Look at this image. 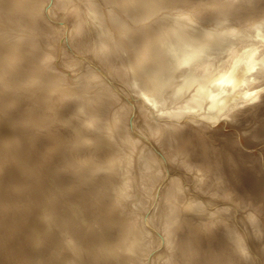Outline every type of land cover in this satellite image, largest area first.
Masks as SVG:
<instances>
[{"label":"rangeland","instance_id":"obj_1","mask_svg":"<svg viewBox=\"0 0 264 264\" xmlns=\"http://www.w3.org/2000/svg\"><path fill=\"white\" fill-rule=\"evenodd\" d=\"M11 1L12 0H0V4L2 5V8H3V12L6 14V15H10V17L12 18L13 17V21H14V23H13V25H17V27L15 28L16 29V31H14V33H18L17 35L18 36H14V38H15V40L16 41H19V40H21L20 42H27V41H29V42H31V43H29L28 42V45L29 44H32L33 42V47H34V45H37L36 47H35V49L37 50H35L34 52L35 53H33V54H37V55H39V53H41L42 52V50H43V48H45L46 47V45H45V43L50 47V49H53L54 50V55L50 58V60L51 61H53V62H51L50 60L47 62V66H49V67H51V65H52V67L54 66V68H57L58 69V71H60L62 74H63V76H65V80H61V79H59V81H61V82H67V83H69L70 82V80H72V79H74V76H75V78L77 77V83H78V86H77V89H79V88H81V87H83V89L81 88V93H80V91H79V96H80V99L82 98H84V96L87 94H89L90 96H91V98H92V96L93 97H95V94H97V95H104V94H106L107 95V93H108V91H109V93L110 94H112V95H107L106 97L107 98H110V101L112 100L113 102H114V100L116 101V102H114V103H112V104H109V105H107V107L105 108L104 107V109H105V114H106V116L109 118V120H110V122H112L113 123V121H115V120H117V122L119 121V122H121L122 123V125H121V123H120V127H122V128H124L122 131H126L125 133L124 132H122L121 134H122V136L124 135L125 137H127L126 138V141L124 142V143H126L127 141H128V138H132V136H133V138L135 137L136 139H138L137 141H136V145L135 146H133L132 147V149H131V154H130V152H129V158L127 159V164H129V170L131 171L129 174H128V178H130V179H132L131 181L128 179V178H125L124 179V177L125 176H123V174H125V173H122L121 171H122V168L121 167H119V165L117 164L116 166L114 165H112V166H110V167H108L107 166V164H109V163H106V164H103V166H106L107 168H104L105 170H106V172L107 173H109L108 174V176H107V178L105 177L106 175V172H105V170H104V173H102L101 174V172L100 171H102L101 170V168H99L98 170L96 169V171L94 170H92V168L91 167H87L88 166V164L86 165L85 164V166H86V168L83 166V167H81V171H78V168L76 167V171L78 172V173H81L82 175H83V177H84V173H87L88 175H86V177L88 178H85V179H83V181L85 180V183L83 182V181H81V183L79 182L80 180L78 179V181H76L77 180V178H78V176L77 177H75V175L72 173L71 174V172H68V173H66L65 175L64 174H62V176H59V175H61L60 173H55V171H54V168L55 167H53L54 165H55V163L53 164V166H52V168H53V171H54V175L52 174V168H51V166H47V164L45 163V162H43V155H51L52 156V152H53V156H56V154L57 155H59V153H61V148H67V144H68V146H71V147H69L68 148V151H65L66 149H64V152H65V154H64V152H62L61 154H64V155H60L61 157L63 156L66 160V166L68 167V165H69V168H67V167H65V168H63V170H71L72 171V166L70 165V162H71V160H72V157H73V159L74 160H77L76 159V156H78L79 155V153L78 152H82V153H80V155L82 154H84V151H81L80 150V148H78L77 146H79L80 145V143H89V141L87 142V141H84L83 140V142L81 141V142H79V144H78V139L79 138H83V135H85L84 134V131L83 132H81L80 133V135L81 136H79V135H77V136H75L74 134H71V130L73 129V128H79L80 126H82V127H84V128H87V127H85V123H83L82 122V115L81 114H79V112H76V113H78V114H76L75 112H73V113H71L73 110H69V111H62V114H64L63 112H65V114L67 115V114H69L70 116H71V114H72V116H71V118L72 119H69L68 118V116L66 117V115L64 116V115H62L63 116V118H60L59 117V120H57V122H56V119H58V118H54V119H52V121L54 120L55 121V124H57L58 126L56 127V125L54 124V121H53V126L55 125V127H53V129L55 130V128L56 129H60V130H62V129H64V128H66V126L68 127V125H65V124H69V126H71V128H70V131L66 128V134H65V132H64V130L62 131V132H64V134H65V136L66 135H70L71 134V136L73 135V136H75L76 138H74L73 136H72V138H69L68 136L66 137V138H69V139H66L65 138V136L63 137V139H66V140H63V141H65V142H60L59 140H61V139H59L58 137V139L57 138H52V139H47L45 136V139H44V137L42 136L43 134H45L46 133V130L48 129V127L50 126V122H51V120L49 119V118H47V115H46V120H45V118H44V121L42 120V121H40V122H45L46 121V123H44L45 125H43L42 124V127L44 126H46V125H49L48 127H47V129L45 128H42V127H40L39 128V130L41 129V131H40V133H39V130H38V128L37 129H35V130H38V131H33L34 129L32 128V126L31 125H33V127H35V126H37V125H35V123H34V121L33 122H30V121H28L30 118L27 116H23V114L25 113V112H28V111H32V109L31 110H29V108L28 109H26L25 107L26 106H28L29 104V107L31 106V102L33 103V105L35 106V105H37V103H39L40 104V106L42 107V106H44V104H42V103H40L39 101H34V99H36V97L34 96V98H33V95H34V92H35V94H36V92H37V90H40V88H38V87H40L41 86V90H40V92L42 91L43 92V90L45 89H47L46 87H43L42 85H40L38 82L36 83V82H32L31 84H30V91L32 92H30L28 89V91L30 92H28L27 90H23L22 88H15V86H14V88H15V90H17V89H19V91L20 92H28L29 94H30V98H29V94L26 92V93H24L25 95L26 94H28V97H26L25 95L23 96L24 97V99H28L29 98V100H26V102H25V100L24 99H21V100H19V102L20 103H18V102H16V103H18L19 104V106H18V104H15V105H17L20 109H19V111L18 112H16V114H15V112L13 113V109H14V111L16 110L15 108H16V106H15V108H13L12 109V106H11V109H10V106L9 107H7L8 108V110L10 109L11 110V112H10V114L12 115V113H13V115L14 116H18V115H20L19 114V112L22 114L21 116H19V117H17L18 119L20 118V119H22L21 117L23 116V117H25L26 119H27V121H25V122H27L26 124H27V126L25 125V122H16V121H19V120H16L15 122L16 123H18L17 124V126H18V128H17V126H16V128H17V130L20 128V132L18 131V132H16L17 130H15L16 128H14V130H15V132L18 134V133H20V134H18V136H19V139H20V137H22L20 140H19V144H21L22 142V144H24V145H26V147L27 148H29L30 150H31V148L33 149L32 151L33 152H38V154H37V152L35 153L37 156H35L34 155V153L32 152V156L31 157H33V158H35V157H37V160L39 161V160H42V161H37L38 163H40L41 162V167L42 168H44V169H46V171L44 170V169H42L43 171H44V174H47L46 176L45 175H43V171H41V170H38V172H36V174H30V173H26V171L25 172H19V173H17V175H16V177H13V178H16V179H18L19 181L21 180V181H23L22 180V177L21 176H24V182H20L19 183V181L17 180H14V179H11L10 178V181H9V183H7L8 181H6L7 180V178L6 179H4V176L5 177H7L6 175H7V173H6V171H3V173L1 172L2 171V169H0V176H1V178L4 180V182H2V183H0V206L3 204L2 203V201H3V199H5L7 196H10V195H12V193H15V194H13V196L14 195H16L17 194V197H19L20 199H22L23 198V200H22V203H24V199H26V201H25V203H27V201H28V204L30 203V201L32 200L33 202H34V204L32 203V205L31 204H27L28 206H26V204L24 203L23 204V206H22V203L21 204H19L20 206H18L17 207V209H15V212H14V210L13 211H11V212H13V213H10L9 212V214L8 215H10V217H11V219H10V217L9 216H7L6 214H5V216L6 217H4L5 218V221H9V219H10V223H8L9 224V229H11V230H13L12 231V233H17L16 232V230L17 229H21V231L23 232V231H26V232H28V230H30V227H31V224H30V222L32 223V221H34L33 222V224H32V226H34V224H35V222H40V220L42 221V223L40 224V225H38V229H36L37 228V225H35L34 227H31L32 228V230H34L35 231V229H36V232H38L39 234L42 232V234H43V230H42V228H43V226H44V228L43 229H45L46 227V222H50L51 220H53L54 221V219H55V222H53L52 221V227L49 229V232H50V230H52V235H53V233H54V235H53V237H51L50 235H51V232L49 233V234H47L48 233V231L47 232H44V233H46L47 234V236H46V240H49V239H47L49 236L51 237V239H50V241H48L49 242V244L48 245H50V242H53L52 243V245L55 247L56 246V244H54V243H56V242H54V238H55V241H57V239L58 240H60L58 243H57V246L55 247V250H54V247H52L53 248V250H52V248H51V246H50V250H51V252H48L49 251V246H47V245H45V244H47V243H45L44 242V239H45V235L46 234H44V239L42 238V242H41V244L42 243H45V244H42V246L44 245V248L42 247V251L40 252V253H42V254H44L45 253V251H47V250H45V249H47V247H48V253L46 252L45 254H44V256L41 254V256L39 255L40 253H37L38 252V250L35 252V251H33L32 250V248L31 247H29V245H30V240H28L29 238H26V232H24V233H22L21 231H19L18 230V233L16 234V235H13V234H11L12 236H10V235H8L7 236V234H10L11 232V230L9 231V229H8V227H5L4 229H0L1 231V233H2V231H3V233H5V234H3V235H5L6 237H7V239H6V241H8L9 243H11V247L10 246H8L7 245V242L5 241V239H4V237L3 236H1L0 235V237L2 238V240L4 241V242H6V243H4L3 241H1L0 240V263L2 262V263H4V264H6V263H9V262H7L6 261V258L7 257H9V260H10V262L11 263H9V264H14L15 262H16V264L18 263V264H21L22 262L24 263V264H26L24 261H25V259H26V262L28 263V264H41L40 262H42L43 260L45 261L46 259L45 258H47V263H48V259H49V261L51 262L54 258H55V256H56V260L55 261H53L52 263L53 264H59L60 262L59 261H61L62 259H64V257L66 256V254H67V251L68 250H65V249H67V245H68V240H71L70 239V237H66V235H67V233L69 234V235H67V236H70V232L68 231V230H65L64 229V231L66 232H64L63 231V229L61 230V228L62 227H58V226H56L57 225V222L59 221V218L61 217V215L62 214H64V215H66V214H68L67 212H65V207H68V206H66V204H65V199L63 200V202L61 203V199L59 198V197H61L62 195L63 196H65L64 194H63V192H62V194L60 193L61 191H59L60 189H61V187H63V188H67V187H70V188H68L70 191H68L69 192V195L71 196H73V194H76L74 191H78L77 189H79V188H77V186H78V182L80 183V186H78V187H80V188H82V189H80L79 190V192H77L78 194L79 193H81L82 191H83V193L82 194H84V192H85V195H82L83 196V199L84 200H86V201H82V202H84V204L82 203V206L84 205V206H86L85 208H84V206H83V208L84 209H87V207L90 209H87V210H85L84 211V209H83V214H84V216H85V220H86V222H88L89 220H90V215L92 214V216H95L94 215V213L96 212V214L98 213L97 211H101V209H99V208H103V210L100 212V214H102L103 213V211H107L106 213H107V216L105 217V212L102 214V217L100 216V214H98V215H96L97 216V218L100 216V218L101 219H103V221L102 220H100V221H102L101 223H100V221H99V219L100 218H98L97 219V221H96V216H95V218H91V221H89V223H92L93 221V224H90V227L93 229H91L90 227H86V228H84V230H82L83 229V227H82V229H81V234L82 233H84L82 236H84V238L86 239H89V241L87 242V239L85 240L82 236H80L82 239H84L85 241H86V244H87V246L85 247V248H89L90 249V247H91V249L90 250H87V249H84V247L83 246H85V241L84 240H82L81 238H79L78 240L79 241H81V242H78V244H79V246H80V243L82 244V247H80V249H81V251H83L82 252V256H80V259L78 258V257H74V258H77V260L79 259L80 260V264H81V257H84L85 259V263L87 264L88 263V261H89V263L88 264H96L95 262H97V264H99V263H101V264H104L105 262L107 263V264H109L108 263V261H104V259H105V257H102V254H100L98 251H99V248L98 247H95L94 248V246H98L97 244H99V243H97V242H99V240L100 239H102V237H104L103 239L104 240H106V239H108V241H110V240H112L113 238L115 239V240H117V239H124L125 240V235H126V239L128 238L127 236H128V234H129V239H127V241H129L130 240V238H131V241L132 240H135V234H133V233H131L130 234V232H133L132 231V229H134V232H136L135 231V228H130L129 226H130V224L133 222V220H140V221H142L141 223H139V227L141 228V229H143L142 228V226L144 225V226H146V222L148 221V227L149 226H151V228L149 229L147 226L145 227V229L146 230H150L149 232H150V234H147V236H146V234H145V236L146 237H144L145 239L148 237L149 238V241H153V242H148V238H147V242L145 241L144 242V238L142 239V238H140L139 240H136V243L138 244V249H136V250H132V252H130V253H127V254H124V253H122V254H120V257L122 258V260L124 261V262H126L127 264H133V263H135L136 261H134V258L135 257H138V259H139V257L141 256V257H143L145 254H143V252H144V250L146 249L147 250V248L149 249V250H147V255H145V259H144V257H143V259L140 257V259H139V262H142L143 260H144V262H146V263H144V264H152V263H150V262H152L151 260V256L152 257H154V255L156 254V253H158V252H166L165 253V255H163V257H161L160 259H162V260H164L163 262L161 261L160 262V264H169L170 262L173 264L174 262V264H180L181 262H189V264H199V263H201V264H205L206 262V264H208V262H209V264H264V76H262V78L261 77H259V78H256V80H252L251 82H250V84L248 85V87L250 88H253V90H255V92L254 91H252L251 90V92H253V93H255V94H253L255 97L253 98V99H247V100H245L243 103H241L240 104V106L239 107H237V111H235V112H233L234 113V115H233V113L232 112H230L231 114H229V117L227 116H224L223 118H220V119H218L217 121H216V123L215 124H209V125H207V122L204 120V119H202V120H204L203 122L204 123H206V124H202L201 122H202V120H201V118H199L198 116L196 117V115H193V114H191V115H193L194 117H191V115H189V116H187V115H185V118H184V116H183V118L181 119V121H186V119H187V124H185L184 122L183 123H180V125H182V126H180V127H182V129L184 130L185 129V131H186V133L190 130L191 132H189V134H187V136H185V137H178L177 135H175V134H172V133H168L169 131H171V128L172 127H164V130L166 129V131H165V133H163V129L162 130H160V131H157V132H155V133H150V132H147V130L145 129V127H144V129H143V125H144V117H150V115H152V114H150L149 113V110H148V107H149V109H150V105H149V103L147 104L146 103V101H145V103H144V101H143V104H142V106H141V103H140V99H141V96H139V93H137L135 90H133V89H131L129 86L127 87V83H125V84H121V83H118L115 79H111V81H109L110 79L107 77V76H105L104 75V73L103 72H101V69L99 68V66L100 65H105L104 67H107L108 65H113L114 64V66L116 65V67H117V69L118 68H121V70L120 69H118L119 70V72H124V68H123V66H125V65H127V62H128V60H127V53H123V52H121L122 51V44H120L119 43V40L121 39V33H119L120 31H119V27H120V25L121 24H123V25H125L126 23H127V21L130 23V27H135L136 29H146V30H148V29H150V28H156V29H158V30H162V27L164 26V25H166L167 23H169V24H171V26L172 27H174V25H175V21H176V19H177V17H178V19H179V17L180 18H183V19H192L193 17V22H192V24H194V21L195 22H197L199 19L197 18V16H196V14L198 13V9H199V6L200 5H204V6H207V7H204V8H206V10L203 8V9H200L199 11H201L200 12V14H198V16L203 20V22L202 23H204L205 25H208V26H212V21H209V18H210V20H211V17L210 16H213V17H218V18H224L226 21H234V23H236L235 24V27L236 28H238L239 30V33H238V35H244L245 33H248L249 31L248 30H250V28H251V30H252V26L253 25H258V23H259V25H260V23H261V27L263 28L264 27V25H263V23H264V0H199L200 1V3H197L198 2V0H180V3H179V0H172L169 4H164V2L163 1H159L158 3H153L154 5H157V9H158V11H157V9L155 8V9H153L152 11H151V13L148 15V16H146V18H144V19H142L141 20V17H138V15H137V13H135V10H136V8H137V4L136 5H134V6H132L133 5V3H132V5L130 4V5H128V7L127 8H121L120 6H118L117 5V2H116V0H35L36 2H37V7H38V9L36 8V3H35V5L34 4H32V2L34 1V0H25V2H24V0H18V1H20V8L18 7V8H13L12 9V6H11ZM34 1V2H35ZM65 1V2H64ZM67 1V2H66ZM112 1V2H111ZM192 1V2H191ZM197 1V2H196ZM205 1H207V2H205ZM33 2V3H34ZM41 4H40V3ZM85 2V3H84ZM173 2V3H172ZM188 2V3H187ZM190 2V3H189ZM229 2H231V4L233 3L234 5L232 6V5H229ZM93 3V4H92ZM172 3V4H171ZM197 3V4H196ZM206 5H205V4ZM222 3H223V5L224 6H220V5H222ZM226 3H228V4H226ZM22 4H23V6H22ZM39 4V5H38ZM43 4V5H42ZM62 4V5H61ZM81 6H80V5ZM135 4V3H134ZM161 4V5H160ZM174 4H176V5H174ZM178 4V5H177ZM183 6H182V5ZM192 4V5H191ZM29 5H31L32 7H35L36 9V11L38 12V17L36 18V16H35V18H36V21L38 20V19H40V20H38V24H35V25H33V26H31V25H29L28 23H26V22H24V24H25V26H27V27H29V28H27V27H20L19 26V22H20V19L22 20V21H25L26 20V16H25V14H26V12H27V9H28V7H29ZM41 5V6H40ZM65 5V6H64ZM88 5V6H87ZM90 5V6H89ZM186 5V6H185ZM191 5V6H190ZM198 5V6H197ZM212 5V6H211ZM218 5V6H217ZM228 7H226V6ZM235 5H237V6H235ZM30 6V7H31ZM72 6V7H71ZM112 6V7H111ZM181 6V7H180ZM190 8H189V7ZM215 6V7H214ZM220 6V7H219ZM52 7V8H51ZM66 7V8H65ZM77 7V8H76ZM136 7V8H135ZM161 7V8H160ZM214 7V8H213ZM22 8V9H21ZM59 8V9H58ZM112 8H114V9H112ZM187 8H188V11H187ZM212 10H211V9ZM224 8H225V10H224ZM24 9H25V11H24ZM47 9V10H46ZM69 9H72V10H69ZM74 9V10H73ZM120 9H122V11L120 10ZM125 11H124V10ZM161 9V10H160ZM163 9V10H162ZM190 9H192V10H190ZM237 9V10H236ZM41 10V11H40ZM62 10V11H61ZM78 10V11H77ZM129 10V11H128ZM223 12H222V11ZM232 10V11H231ZM47 11V12H46ZM64 11V12H63ZM125 13H124V12ZM154 11L155 12H157L158 13V15H156V13H154ZM178 11V12H177ZM192 12V14L194 15L193 17H192V14H191V12ZM194 11V12H193ZM62 12V13H61ZM68 12V13H67ZM126 12H127V15H126ZM187 12H188V14H187ZM197 12V13H196ZM212 12H214V14H212ZM230 12V13H229ZM22 13V14H21ZM52 15H51V14ZM153 13V14H152ZM175 13V14H174ZM196 13V14H195ZM203 13V14H202ZM256 13V14H255ZM261 13H262V15H261ZM39 14H41V15H39ZM50 14V15H49ZM96 14V15H95ZM182 14L183 15H185L186 16V14L189 16H187V18L185 17V16H182ZM190 14V15H189ZM212 14V15H211ZM247 14V15H246ZM257 14H259L260 16H258ZM58 15V16H57ZM90 15V16H89ZM132 15V16H131ZM210 15V16H209ZM249 15V16H248ZM256 15V16H255ZM52 16V17H51ZM57 16V17H56ZM63 16V17H62ZM153 16V17H152ZM177 16V17H176ZM227 16V17H226ZM246 16H247V18H246ZM251 16V17H250ZM19 17H20V19H19ZM44 17V18H43ZM50 17V18H49ZM72 17V18H71ZM192 17V18H191ZM226 17V18H225ZM255 17V18H254ZM148 18V19H147ZM197 18V19H196ZM262 18V19H261ZM47 21H46V20ZM66 19V20H65ZM94 19V20H93ZM125 19V20H124ZM138 19H140V20H138ZM187 19V20H188ZM206 19H208V20H206ZM249 19V20H248ZM12 20V19H11ZM15 20H17L16 22H15ZM51 22H50V21ZM56 20V21H55ZM61 20V21H60ZM147 20H148V22H147ZM150 20V21H149ZM250 20H254V21H251L250 22ZM46 21V22H45ZM87 21V22H86ZM99 21V22H98ZM140 21L141 22H144L145 21V23H141L140 24ZM261 21V22H260ZM262 21H263V23H262ZM67 22V23H66ZM93 22V23H92ZM95 22V23H94ZM122 22V23H121ZM124 22V23H123ZM132 22V23H131ZM210 22V23H209ZM212 22V23H211ZM249 22V23H248ZM50 23V24H49ZM56 25H55V24ZM97 23V24H96ZM138 23V24H137ZM209 23V24H208ZM240 25H239V24ZM250 23H252V24H250ZM44 24V25H43ZM53 24V25H52ZM78 24V25H77ZM83 24V25H82ZM107 24H110L109 25V28L108 27H106L105 25ZM133 24H134V26H133ZM138 26H137V25ZM146 24V25H145ZM23 25V24H22ZM36 25H38L37 27H36ZM53 27H52V26ZM153 25V26H152ZM258 25V26H259ZM18 26L21 28H18ZM45 28H44V27ZM58 28H57V27ZM76 26V27H75ZM84 26V27H83ZM112 26V27H111ZM238 26V27H237ZM33 27H35V28H33ZM42 27H43V29H42ZM50 27H51V30H50ZM66 27V28H65ZM83 27V28H82ZM98 27V28H97ZM103 27L104 28H106V29H103ZM35 29L34 31H33V29ZM46 28H47V30H49V32L48 31H45L46 30ZM52 28H54V29H52ZM62 28V29H61ZM101 28V29H100ZM111 28H112V30H111ZM18 29V30H17ZM60 29V30H59ZM65 29V30H64ZM109 31H111L110 33H113L112 35L110 34V33H108V30ZM22 30V31H21ZM56 30V31H55ZM102 30H103V32H102ZM104 30H106V31H104ZM19 31H21L20 33H19ZM29 31H31V32H29ZM32 31H33V33H32ZM63 31H64V33H63ZM94 31V32H93ZM35 32H36V34H35ZM45 32H48V34H46ZM105 32V33H104ZM56 33V34H55ZM74 33V34H73ZM97 33V34H96ZM107 33V35H105ZM39 34H41V36H39ZM110 34V35H109ZM114 34H116V36L114 35ZM118 34V35H117ZM43 35V36H42ZM52 35V36H51ZM104 35V36H103ZM120 35V36H119ZM3 36H5V35H3ZM21 36V37H20ZM24 36V37H23ZM32 36H34V37H32ZM47 36V37H46ZM56 37V39H54L55 37ZM87 36V37H86ZM106 36H108V37H110V44L108 45V43H109V38H106ZM247 36V35H246ZM5 37H7V36H5ZM4 37V38H5ZM54 37V38H53ZM67 37L69 38V39H67ZM104 37H105V39H104ZM13 38V39H14ZM25 38H27V39H25ZM52 38H53V40H52ZM72 38V39H71ZM103 38V40H100V39H102ZM18 39V40H17ZM25 39V41H23ZM29 39V40H28ZM43 39V40H42ZM45 39V40H44ZM115 39V40H114ZM27 40V41H26ZM31 40V41H30ZM36 40H37V42H36ZM55 40V41H54ZM100 40V41H99ZM104 40H105V42H104ZM3 42H5L4 44L5 45H2L3 44V42L1 43L0 42V46H2V47H0V54L2 55V58H1V61H5L6 59V57L5 56H7V51H6V49L4 48V47H8L9 46V44H11L10 42H9V44L7 43L8 41H5V40H2ZM75 41V42H74ZM103 41V42H102ZM107 41V42H106ZM19 42V43H20ZM39 43V46H38V44H36V43ZM53 42V43H52ZM69 42V43H68ZM98 43H100L101 44V46H102V48L100 47V44H98ZM107 43V47L105 46V44ZM114 43H116V44H114ZM27 44V43H26ZM44 44V45H43ZM83 44V45H82ZM8 45V46H7ZM40 45H41V48H40ZM43 45V46H42ZM52 45V46H51ZM70 45V46H69ZM98 47H100V48H98ZM112 45V46H111ZM115 45V46H114ZM4 46V47H3ZM104 46V47H103ZM40 49H39V48ZM64 47V48H63ZM96 47V48H95ZM113 47H114V50H116V51H114L113 50ZM9 48V47H8ZM7 48V49H8ZM60 48V49H59ZM104 48L106 49V51L104 50ZM107 48H108V50H107ZM116 48V49H115ZM42 49V50H41ZM61 51H59V50ZM68 49V50H67ZM72 49V50H71ZM97 49H98V51H97ZM101 49V50H100ZM103 49V50H102ZM3 50H5L6 51V53L5 52H3ZM65 52V53H67V54H65V53H63V51ZM71 50V51H70ZM96 50V51H95ZM113 50V51H112ZM67 51V52H66ZM99 51H101V53H102V56H101V53L99 52ZM114 52V53H112V52ZM60 52V53H59ZM108 52V54H106ZM30 53V52H29ZM26 54V56H27V58H31L32 59V56L30 55V54ZM62 53V54H61ZM93 53V54H92ZM103 53H105L104 55H103ZM5 54V55H4ZM57 54H59L58 55V58H56V56H57ZM66 56H64V55ZM71 55V57H74V58H71V61H70V55ZM91 54V55H90ZM95 54V55H94ZM0 55V56H1ZM4 55V56H3ZM36 55V56H37ZM61 55V56H60ZM106 55V56H105ZM108 55V56H107ZM25 56V57H26ZM29 56V57H28ZM124 56V57H123ZM24 56H19L18 58L19 59H22V61H23V63H22V61H21V63L22 64H19L20 63V60L17 58V59H10V64L12 65V62H11V60L13 61V65L15 66V68L17 67L15 64H18L19 66V68L17 67L16 69H13V70H11L12 71V73L14 74L13 75V80L14 79H18L17 81H18V83L20 84V80L21 81H24L25 80V78L23 77V75L21 74L22 72H23V70H24V72L30 67V62L32 63L31 65H33L34 64V61L32 62L31 61V59H29V60H26V58H25ZM54 57V58H53ZM60 57V58H59ZM64 58V60H63V58ZM69 57V58H68ZM96 57V58H95ZM24 58V59H23ZM62 58V59H61ZM87 58V59H86ZM5 59V60H4ZM67 59H69V60H67ZM73 59V60H72ZM124 59H125V63H123L124 62ZM15 60H19V61H15ZM26 60V62H25V64L27 65L28 64V67L26 66V65H24V61ZM61 61V63H59L60 61ZM116 60H117V62L118 63H115L116 62ZM62 61L63 62H65V65H64V63H62ZM68 63H67V62ZM74 61V62H73ZM89 61H90V63H89ZM120 61L122 62V64L120 63ZM17 62V63H16ZM78 62H80V63H78ZM55 63V64H54ZM73 64L74 66H75V64H76V67H74L73 65H71V67L73 66V68H70V65H68V64ZM88 63V64H87ZM113 63V64H112ZM121 65H120V64ZM51 64V65H50ZM63 64V65H62ZM66 64H67V67L68 68H70L71 69V71H70V69H67V67H66ZM78 64H80L79 66H78ZM92 66H90V65ZM56 65H57V67H56ZM88 65V67L89 68H87L86 66ZM14 66L12 67V66H7L8 68V70L10 69V68H14ZM22 68H21V67ZM63 66V67H62ZM86 68H85V67ZM118 66H120V67H118ZM122 66V67H121ZM27 67V68H26ZM58 67H60V69L58 68ZM116 67H114V68H116ZM62 68H65L64 70H66V71H62L63 69ZM82 68V69H81ZM83 68H84V70H83ZM123 68V69H122ZM21 69V70H20ZM75 69H76V72H75ZM80 69V70H79ZM88 69V70H87ZM14 70H16L18 73H16V71H14ZM87 70V71H86ZM73 71V72H72ZM79 71V72H78ZM83 71V72H82ZM88 71H91L93 74H94V76H96V75H99V76H97L96 78H99V79H95V77H94V79H95V84L92 82L91 84H89V85H91L90 87L88 86L87 87V89L88 90H86L85 91V86L86 85H88V84H86L85 85V83L87 82V80H86V78L84 77L85 75H86V73L88 72ZM21 72V73H20ZM96 72H97V74H96ZM69 75H68V74ZM72 73V74H71ZM75 73V74H74ZM77 73V74H76ZM78 73L80 74V76H77L78 75ZM103 73V74H102ZM18 74H20V75H18ZM74 74V75H73ZM15 75H16V77H15ZM68 75V76H67ZM71 75V76H70ZM19 76V77H18ZM21 76V77H20ZM73 76V77H72ZM105 76V77H104ZM69 77H70V79H69ZM103 77V78H102ZM106 77H107V79H106ZM12 80V81H13ZM51 80V79H50ZM50 80H48L47 82L49 83V81ZM100 82H98V81ZM113 80V81H112ZM1 81V83L3 82L2 80H0ZM17 81L15 80V83H17ZM97 81V82H96ZM104 81H109L108 83L107 82H104ZM116 81V83H114ZM46 82V83H47ZM51 82H53V80L51 81ZM50 82V83H51ZM113 82V83H112ZM14 83V82H13ZM45 83V84H46ZM36 84V85H35ZM40 86H39V85ZM70 84V83H69ZM98 84H100V85H98ZM111 84V85H110ZM117 84H118V86H120L119 88H118V86H117ZM122 86H121V85ZM32 85V86H31ZM83 85H85V86H83ZM98 85V86H97ZM255 85V86H254ZM13 86V85H12ZM46 86V85H45ZM103 86V88H101ZM107 86V87H106ZM253 86V87H252ZM95 88V90H94V88ZM122 87H124V88H122ZM255 87V88H254ZM10 88H12L13 89V87H10ZM38 88V89H37ZM43 88V89H42ZM100 88V89H99ZM121 88V89H120ZM130 88V89H129ZM6 89V90H5ZM5 89H3V91L5 90V92H3L2 90H0V92H2L1 93V96L2 95H5V97H6V95H10L11 94V92L9 91H7V88H5ZM51 89H53V87L51 88ZM90 89H92V90H90ZM123 89V90H122ZM10 90V89H9ZM90 90V91H89ZM98 90V91H97ZM105 90H106V92H105ZM111 90H113V91H111ZM120 90V91H119ZM122 90V91H121ZM94 91H96V92H94ZM100 91H102V92H100ZM111 91V92H110ZM132 91V92H131ZM8 92V93H7ZM40 92H38L37 93V95L40 93ZM93 92H94V94H93ZM114 94H113V93ZM130 92L132 93V94H130ZM7 93V94H6ZM81 94H82V96H83V94H84V96L83 97H81ZM93 94V95H92ZM259 94V95H258ZM36 95V96H37ZM87 95L85 96V97H87ZM88 95V97H90ZM133 95V96H132ZM109 96V97H108ZM22 97V98H23ZM138 97H140V99H138ZM90 98V99H91ZM117 98V99H116ZM31 99V100H30ZM32 99H33V101H32ZM38 99V98H37ZM36 99V100H37ZM93 99V98H92ZM102 99V98H101ZM131 101H130V100ZM93 100H98V98L96 97V99L94 98ZM99 100H100V98H99ZM137 100V101H136ZM248 100H249V102H248ZM9 101V100H8ZM28 101V102H27ZM139 101V102H138ZM141 101H142V99H141ZM25 102V103H24ZM36 104H35V103ZM129 102H131V103H129ZM10 103V102H9ZM140 103V104H139ZM22 104L24 105V104H27L26 106H23L24 108H25V110H27V111H24V113H22V109H24L23 107H22ZM39 104L37 105V106H39ZM42 104V105H41ZM121 104V105H120ZM127 104V105H126ZM132 104V105H131ZM32 105V106H33ZM132 107L133 105V108H132V110H129L130 109V106ZM139 105H140V107H139ZM145 105L147 106L148 105V107H145ZM13 106V107H14ZM46 106V105H45ZM45 106L44 107H42L41 108V110L43 109V112L44 111H46L47 112V110L49 109V111H51V113H52V109L51 108H45ZM61 106V105H60ZM121 106H122V108H121ZM63 107H65V106H62L61 108H60V110L63 108ZM30 108H32V107H30ZM120 108V109H119ZM139 108V109H138ZM46 109V110H45ZM124 109H126V110H124ZM9 110V111H10ZM115 110V111H114ZM141 110H142V112H141ZM169 110V109H168ZM170 110H172V109H170ZM48 111V112H49ZM106 111H107V113H106ZM119 111V112H118ZM132 113H131V112ZM148 111V112H147ZM68 112V113H67ZM144 112V113H143ZM1 113V112H0ZM18 113V114H17ZM76 114L77 115V117L75 116V118L77 119V120H80L82 123V125L80 124V122L79 121H76V120H74L75 118H73L74 116H73V114ZM120 113V114H119ZM138 113V114H137ZM143 113V114H142ZM148 113H149V115H148ZM157 113V112H156ZM168 113V112H167ZM166 112H164V114L162 113V112H160V113H157V114H161L160 115V117H159V119H160V121H175L176 119L173 117V116H176L177 114H178V112L176 113V112H174V113H172V114H169L168 116L171 118H168V116L166 115L167 114ZM170 113V112H169ZM181 113V112H180ZM1 114H3V113H1ZM0 114V115H1ZM9 114V115H10ZM27 114H30V117H32L33 115V112L32 113H30V112H28ZM26 114V115H27ZM114 114V115H113ZM116 114V115H115ZM119 114V115H118ZM140 114V115H139ZM146 116H145V115ZM4 115V114H3ZM32 115V116H31ZM118 115V116H117ZM123 115V116H122ZM166 115V116H165ZM231 115V116H230ZM2 116V115H1ZM14 116H12V119L14 118ZM69 116V117H70ZM80 117V119H79V117ZM117 118H116V117ZM133 117V118H131V117ZM135 116V117H134ZM142 116H144V117H142ZM162 116H165V117H162ZM186 116H187V118H186ZM15 117V118H16ZM45 117V116H44ZM66 118V120H62V119H65ZM123 117V118H122ZM140 117H142V118H140ZM151 117H153L154 119L156 118V117H154V116H151ZM189 117H191V118H189ZM226 117V118H225ZM16 118V119H17ZM52 118V117H51ZM70 120V121H68V123H67V120L68 119ZM137 118V119H136ZM164 118V119H163ZM188 118H189V120H188ZM197 118H199V119H197ZM225 118V119H224ZM115 119V120H114ZM128 119V120H127ZM134 119H136V122H132L131 120H134ZM141 119H143L142 121H141ZM175 119V120H174ZM183 119H185V120H183ZM193 119H196V121L197 122H195V121H192ZM224 119V120H223ZM227 119V120H226ZM15 120V119H14ZM74 120V121H73ZM121 120V121H120ZM199 120H201V121H199ZM60 121V122H59ZM61 121H62V123H64V124H62L61 123ZM65 121H66V123H65ZM180 121V122H181ZM199 121V122H198ZM73 123V125H76V123H78V124H80L79 126H78V124L76 125L77 127H75V126H72V123ZM52 123V122H51ZM58 123H61V124H58ZM134 123V124H133ZM136 124H137V126H136ZM142 126V128H141V126ZM185 124V126H184V128H183V125ZM20 125H22V127L24 128V129H26L27 127V129H28V131L27 130H24L25 132H28L29 134H31L30 135V137L29 136H27L28 134L27 133H24V131H23V128H21V126ZM35 125V126H34ZM52 125V124H51ZM63 125V126H62ZM189 126V127H187V126ZM20 126V127H19ZM133 126V127H132ZM139 126H140V128H139ZM26 127V128H25ZM51 127V126H50ZM64 127V128H63ZM73 127V128H72ZM187 127V128H186ZM32 128V130L30 131V129ZM36 128V127H35ZM62 128V129H61ZM114 128V127H113ZM117 128V127H116ZM116 128H114V129H116ZM136 128H138V129H136ZM189 128V130H187ZM191 128H193V129H191ZM58 129V130H59ZM95 129V128H94ZM129 129H130V131H129ZM136 129V131L134 132V130ZM145 130V131H143V130ZM168 129H170V130H168ZM21 130H22V132H21ZM69 132H68V131ZM74 130V129H73ZM72 130V131H73ZM86 130V129H85ZM89 130H92L93 131V128H91V129H89ZM96 130V129H95ZM94 130V131H95ZM117 130V129H116ZM43 131H45V132H43ZM141 131H143V132H141ZM35 132H37V133H39V134H41L42 132H43V134H41V135H39V134H36ZM74 133H75V130L73 131ZM72 132V133H73ZM105 132H107V131H104V133ZM22 133V134H21ZM112 133V132H111ZM110 133V134H111ZM115 133L118 135V136H121V134H120V130H118V132L117 131H115ZM115 133H114V135L112 134V136H114L113 138H111V140H113L111 143H115V145L114 144H109V142H108V140H110V138H109V133L107 132V133H105V134H108V136L107 135H105V136H107V137H105V141H104V143H105V145H107V146H105L104 144L102 145L103 147H101V148H104L105 150H106V148H107V151H109V146H111V151H113L114 149H116V147H117V149H119L122 145L121 144H124L123 142H119V139H116V138H118V136L117 135H115ZM131 133V134H130ZM141 133V134H140ZM143 133V134H142ZM146 133V134H145ZM149 133V134H148ZM156 133H157V135H156ZM163 133V134H162ZM27 134V135H26ZM63 133L61 134H59V136H63L64 135ZM77 134H79V133H77ZM22 135V136H21ZM24 135V136H23ZM151 135V136H150ZM32 136H34V138H36V136L38 137V139H39V141H41L42 140V138H43V140H45L44 142H39L38 143V140L34 143V147L33 146H29V141H31V140H34V138L33 139H31L32 138ZM40 136H42V137H40ZM70 136V137H71ZM112 136H110V137H112ZM117 136V137H116ZM121 136V137H122ZM130 136V137H129ZM162 136V137H161ZM25 137V138H24ZM40 137V138H39ZM79 137V138H78ZM139 137V138H138ZM146 137V138H145ZM149 137V138H148ZM156 137V138H155ZM73 138H74V140L75 141H77V145L74 143V141H73ZM230 138H232V139H230ZM31 139V140H30ZM56 140L55 142H53L54 140ZM72 140V143H71V140ZM106 139H107V142H106ZM147 139V140H146ZM234 139V140H233ZM24 140H25V143H24ZM29 140V141H28ZM49 141V142H47V141ZM52 140V141H51ZM61 140V141H62ZM80 140H82V139H80ZM116 140V141H115ZM118 140V141H117ZM149 140V141H148ZM228 140H233L232 141V143H229V145L227 146V144H228ZM22 141V142H21ZM28 141V142H27ZM47 142V143H46ZM51 142V143H50ZM57 142H59V144H56ZM117 142V143H116ZM118 142L120 143V144H118ZM29 143V144H28ZM38 143V148H41V147H44V149H47L48 148V150H44L43 148L41 149L42 150V152H43V154H41V155H39V153H41V151H40V149H35L36 148V146L37 145H35V144H37ZM44 143H46L47 144V146H46V144H44ZM48 143H50V144H48ZM53 143V144H52ZM63 143V144H62ZM66 143V144H65ZM107 143V144H106ZM157 143V144H156ZM28 144V145H27ZM39 144L40 145H42V146H40L39 147ZM51 144L53 145V146H56V145H58V149H56V148H54V147H52L51 146ZM56 144V145H55ZM61 144V145H60ZM72 144H75L76 145V148H77V150H75L76 148H75V146L74 145H72ZM230 144H231V148H230ZM31 145V144H30ZM50 145V146H49ZM64 145V146H63ZM88 145V144H87ZM89 145H92L91 143H89ZM120 145V146H119ZM146 145V146H145ZM234 145V146H233ZM46 146V147H45ZM59 146H61V148H59ZM73 146H74V148H73ZM114 146V147H113ZM138 146V147H137ZM142 146V147H141ZM233 146V147H232ZM51 147V149H50V151H52L53 149H55L56 150V154L54 153V151L55 150H53L51 153H50V151H49V148ZM109 147V148H108ZM123 147L124 146H122L121 148H120V150H123ZM149 147V148H148ZM229 147V148H228ZM234 147H236V149L234 150V151H236V153L233 151V148ZM53 148V149H52ZM71 148L73 149V150H71ZM100 147H99V150H95V151H98V152H104L105 150L104 149H101ZM147 148V149H146ZM63 149H62V151H63ZM113 149V150H112ZM138 149H140V150H138ZM228 149V150H227ZM230 149H232L231 150V152H228V151H230ZM57 150H60V152L58 153V151ZM78 150H80V151H78ZM144 150V151H143ZM148 150V151H147ZM45 151V152H44ZM72 151V154H70V152ZM74 151H76V153H78V155L76 154L75 155V153H74ZM78 151V152H77ZM124 152H125V148H124V150H123ZM139 151V152H138ZM141 151V152H140ZM155 151H156V153H155ZM30 152V153H31ZM47 152V153H46ZM69 152V153H68ZM97 152V153H98ZM138 152V153H137ZM147 152V153H146ZM234 153V155H233V153ZM150 153V154H149ZM242 153V154H241ZM69 154H70V156H69ZM85 154H86V152H85ZM231 154V155H230ZM245 154V155H244ZM253 154V155H252ZM34 155V156H33ZM229 155H230V158L231 159H233L235 156L237 157V155H238V157H237V162H239V166L237 167V170L238 171H236V172H233V166L232 165H230V162H231V159L229 158ZM249 155V156H248ZM41 156V157H40ZM234 156V157H233ZM245 156V157H244ZM247 156V157H246ZM252 156H254V157H252ZM257 156V157H256ZM69 157H71V160L69 159ZM31 159V158H30ZM29 159V160H30ZM130 159H131V161H133V162H131L130 161ZM170 159V160H169ZM240 159V160H239ZM259 159V160H258ZM1 160V159H0ZM136 161V163H135V161ZM162 160H164V161H162ZM229 160V161H228ZM245 161V162H244ZM130 162H131V164H130ZM165 162V163H164ZM227 162V163H226ZM69 163V164H68ZM162 163H164L166 166H163L164 164H162ZM256 163V164H255ZM4 164H6L5 162H4ZM43 164H46V166L45 165H43ZM228 164V166L227 167H225V165H227ZM258 164V165H257ZM44 166V167H43ZM56 166V165H55ZM117 166L120 168V169H118L117 168ZM247 166V167H246ZM257 166V167H256ZM6 167H7V165H6ZM4 168V166H3V164H2V168H4L3 170H6L7 168ZM38 167V166H37ZM46 167V168H45ZM50 167V168H49ZM112 167H114V168H112ZM155 167V168H154ZM49 168V169H48ZM71 168V169H70ZM75 167H73V169H74ZM87 168H89L88 169V171L87 172H85L84 170L85 169H87ZM103 168V167H102ZM116 168V169H115ZM239 168V169H238ZM258 168H259V170H258ZM36 169H38V168H36ZM40 169V168H39ZM82 169H84L83 171H82ZM110 169V170H109ZM115 169V170H114ZM167 169V170H166ZM242 169V170H241ZM47 170H51L50 172H51V176H49L50 175V173H49V171H47ZM62 170V169H61ZM79 170H80V168H79ZM100 170V171H99ZM120 170V173L118 172ZM216 170H219V171H223V176L221 177V178H213L214 176V173H215V171ZM99 171V172H98ZM109 171V172H108ZM111 171V172H110ZM113 171H117L118 172V177H116V178H119V177H122V179L121 178H119L120 180L119 181H117L118 179H116L115 178V175H116V173L115 172H113ZM42 172V173H41ZM46 172V173H45ZM84 172V173H83ZM92 172V173H91ZM98 172V173H97ZM103 172V171H102ZM239 172V173H238ZM243 174H242V173ZM256 172V173H255ZM24 173H26V177H25V174ZM41 175H40V174ZM49 173V174H48ZM94 173H96V175L98 174V176H97V178H96V175L94 174ZM111 173L112 174H114V179H111L110 177H113V175L111 176ZM135 173V175L136 176H134L133 174ZM227 173V174H226ZM236 173V174H235ZM3 175V177H2V175ZM20 174V175H19ZM24 174V175H23ZM39 174V176H40V178H42V180L41 181H39L40 180V178H39V176H37ZM55 174L57 175V176H55ZM70 174H71V177H69L70 176ZM94 174V175H93ZM99 174H101V175H103V177L102 176H100ZM122 176H121V175ZM31 175H33V176H35V180L33 179V176H31ZM42 175H43V177L45 176V178H48V180L45 182L46 184L49 182V179H51L52 178V176H54L53 178L54 179H57V181H58V179L59 178H61L62 177V179L59 181V183L57 182L56 183V180H54L53 178V180L55 181V182H53V180H52V182H51V180H50V182L51 183H49V184H51L52 185V187H53V185H54V187H55V184H58V187H60V189L59 188H57V189H59V190H56V187L54 188H50V186L51 185H49V191L50 192H47L45 189H46V185H45V183L43 182V181H45V178H43L42 177ZM69 175V176H68ZM82 175H80L79 174V176L81 177ZM105 175V176H104ZM116 175V176H117ZM227 175H229V176H227ZM14 176V175H13ZM19 176H20V179H19ZM29 176V177H28ZM31 176V177H30ZM65 176H67L66 178L68 179V177H69V180H67L66 178H65ZM93 176V177H92ZM127 176V175H126ZM236 176H237V178H236ZM239 176V177H238ZM245 176V177H244ZM252 176V177H251ZM37 177V178H36ZM58 177V178H57ZM74 177L76 178L75 179V182H73L74 180H72V178L74 179ZM94 177H95V179H94ZM100 177L102 178V180L104 181V182H102V180H100ZM105 177V178H104ZM113 181L112 183L110 182L111 180L109 179V178ZM132 177V178H131ZM229 177V178H228ZM232 179H231V178ZM249 177V178H248ZM25 178H26V181H25ZM27 178H28V181H27ZM34 180V182H32V179ZM39 178V179H38ZM71 178V179H70ZM109 179V182L111 183L110 185H108L107 186V184H109L108 182H105L106 180H104V179ZM134 178L136 179V180H134ZM165 178L167 179V180H165ZM38 179V180H37ZM66 180V182L68 181H70V180H72L70 183H68V184H70V185H68L67 183H65L64 181ZM87 179V180H86ZM90 179H91V181H90ZM116 179V180H115ZM128 179V180H127ZM239 179H241V180H239ZM260 179V180H259ZM14 182H13V181ZM94 180V181H93ZM115 180V181H114ZM124 180V181H127L128 182V187H130L129 189H128V187L124 190L125 192H126V194H127V198L125 197V192L123 191V193H124V197L125 198H122V199H124V200H122L121 201V199L120 200H118L117 202H115L116 203V205H118V204H120V203H118L119 201L121 202V204L120 205H122V203H124L122 206L123 207H121V209H122V211L123 212H126V215L124 214V213H122V211H120L119 210V205L117 206L118 207V209L116 210V209H110V210H108V206H106L107 204L108 205H110L109 204V202H112L113 203V196L115 195V196H117L116 194H118V192L121 190L119 187V189L118 188H116L118 185L116 184V181L118 182V183H120V182H122V181ZM134 180V181H133ZM236 182H235V181ZM36 181H38V182H41L42 183V185L41 186H39L40 185V183H38L37 184V186H36V184L35 183H37ZM87 181V182H86ZM96 181V182H95ZM98 181H99V185H98ZM161 181H163V182H161ZM231 181V182H230ZM18 182V183H17ZM26 182L28 183V184H26ZM31 182V183H30ZM60 182H61V185H59L60 184ZM64 182V183H63ZM77 182V183H76ZM90 182V183H89ZM103 184H105L106 183V189H104L103 190V187H99V186H102L101 184L102 183ZM131 182H133V183H131ZM138 185V188L137 189H135L136 187H137V185H136V187H134V184L135 183ZM170 182H173V185H174V187H175V189H174V187H172L173 189H172V191L173 192H171V190H170V192L171 193H168L167 195L168 196H171V201L169 200L168 201V206H163V205H160L159 207H158V204H157V206H156V203H158L157 201H156V199H154V201H153V199H152V197L154 196V194H155V189H163V191H167L168 189H167V187H168V185H169V183ZM251 182V183H250ZM253 182V183H252ZM255 182V183H254ZM7 183V184H6ZM11 183V184H10ZM17 183V184H16ZM22 183V184H21ZM33 183V184H32ZM44 183V184H43ZM52 183H54V184H52ZM72 183V184H71ZM74 183V184H73ZM75 183H76V185H75ZM89 183V184H88ZM101 183V184H100ZM262 183V185L260 186V184ZM19 184H21V185H19ZM27 186H25V185ZM29 184H31L30 186L31 187H29L28 185ZM35 184V187L33 188V185ZM86 184V185H85ZM116 184V185H115ZM131 184V185H130ZM234 184H236V187H234L235 185ZM258 184V185H257ZM7 185V186H6ZM74 185V186H73ZM88 185H89V187H90V185L92 186L91 188H89L88 189ZM115 185V186H114ZM238 185V186H237ZM9 186V187H8ZM12 186H14V187H12ZM18 186H21L20 187V189H19V187ZM48 186V185H47ZM57 186V185H56ZM65 186V187H64ZM83 186V187H82ZM85 186V187H84ZM97 186V187H96ZM104 186V188H105V185H103ZM111 187V189L115 192L116 191V194L109 188H107V187ZM250 186H252V187H250ZM260 186V187H259ZM5 187V188H4ZM8 187V188H7ZM11 187V188H10ZM23 187H24V189H23ZM40 188V189H42L43 187V191H45V193L44 192H40V193H44L43 194V196H41L42 194H40L39 192H37L36 190L38 189V188ZM71 187H73L72 189H71ZM87 187V188H86ZM98 187L100 188V189H98ZM113 187V188H112ZM114 187H115V189H114ZM262 187V188H261ZM15 189V190H11V189ZM26 188V189H25ZM27 188L29 189V192H31L32 190L31 189H34V191L35 192H37L38 194H40V196H39V198H37L38 197V194L37 193H35V192H33L32 191V197H34V195L36 196V201L33 199V198H31V199H29L28 200V198L29 197H31L30 196V193L27 191ZM48 188V187H47ZM74 188H76L75 190H74ZM86 188V190H84V189ZM233 188V189H232ZM260 188V189H259ZM4 189V190H3ZM7 189V190H6ZM22 189V191H20ZM53 189H55L56 190V192H58V194H61V196L59 195L58 196V194L55 192V190H53ZM98 189V190H97ZM116 189H118V191L116 190ZM128 189V190H127ZM238 189V190H237ZM240 189V190H239ZM1 190L3 191V192H1ZM8 190H10V191H8ZM26 190V191H25ZM31 190V191H30ZM53 190V191H52ZM73 190V191H72ZM90 192V193H92V194H90L88 191ZM100 190V191H99ZM102 190H103V192H102ZM136 190V191H135ZM153 190V191H152ZM243 190V191H242ZM6 191V192H5ZM12 191V192H11ZM14 191V192H13ZM41 191V190H40ZM51 191H52V193H56V194H52L51 193ZM107 191V192H106ZM129 191V192H128ZM250 191V192H249ZM259 191V192H258ZM8 192H11V193H9L10 195H8ZM16 192H19V194L21 195H19L18 193H16ZM24 194H23V193ZM74 192V193H73ZM88 192V193H87ZM105 192V193H104ZM110 192H111V194H110ZM113 192V193H112ZM136 192H138V195L136 194ZM153 192H154V194H153ZM245 192V193H244ZM1 193H3L2 195H1ZM7 194V196H4V194ZM28 194V196H27V194ZM48 193V194H47ZM52 194V199L50 198V196H48L49 194ZM71 193V194H70ZM73 193V194H72ZM86 193H87V195H88V197L90 198L89 200H90V202H91V204H90V206L91 207H89V205H87L88 203H90V202H88V200L87 199H85V197H86ZM97 193V194H96ZM151 193H152V195H151ZM250 193V194H249ZM259 193V194H258ZM5 194V195H6ZM22 194H23V196H22ZM26 194V195H25ZM45 194L47 195V198H49V200H50V202L49 201H46V200H48L47 198H43V197H45ZM78 194H76V195H74V197H76ZM90 194V195H89ZM94 194H95V196L97 197V199H96V197L94 196ZM99 194V195H98ZM102 194H103V196H104V199H105V202H107V204L105 203H103V201H102V203H103V206H101L102 205V203H101V205L99 206V203H98V201H96L97 202V204H95L96 202H94V198H95V200H100L99 202H101V200L102 199H100V197L102 196ZM106 194V195H105ZM107 194H110L109 196L107 195ZM114 194V195H113ZM249 194V195H248ZM19 195V196H18ZM54 195H56V197L58 196V198H57V200H55L56 199V197L54 196ZM92 195H93V198H91L92 197ZM98 195V196H97ZM137 195V196H136ZM252 195V196H251ZM258 195V196H257ZM27 196V197H26ZM105 196H107V197H109V198H107V197H105ZM114 196V197H115ZM130 198H129V197ZM135 196H136V198L138 199V200H141L140 198H144L143 200H141V202L142 201H145V200H147V198H149V197H151V199L149 198L148 200L150 201H145L146 203H148V204H145V202L143 203L142 202V204H141V202L140 201H138V200H136V198H135ZM149 196V197H148ZM111 197L113 198V199H111ZM246 197V198H245ZM253 197V198H252ZM40 198H42L43 200H42V202H40V204H38L39 203V201L41 200ZM63 198V197H62ZM103 198V197H102ZM132 198V199H131ZM192 198V199H191ZM103 199V200H104ZM2 200V201H1ZM52 200V201H51ZM53 200H55V201H58L57 203H59L58 204V206L59 207H57V209H56V205H57V203L54 201L53 202ZM109 200H111V201H109ZM131 200V201H130ZM135 200V201H134ZM191 200V201H190ZM202 201V203L200 202V201ZM44 201H45V203H44ZM136 202L137 201V203L139 204H137V203H134V205H132V207H130L131 206V204H133L132 202ZM183 201L185 202V204L183 203ZM36 202V203H35ZM47 202V203H46ZM87 204H86V203ZM152 202V203H151ZM156 202V203H155ZM187 202V203H186ZM42 203H44L45 205L43 206V204ZM55 205H54V204ZM92 203L94 204V205H96V209L97 210H95L94 209V207L95 206H93V208H92ZM112 203H111V205H112ZM115 203H114V205H115ZM118 203V204H117ZM149 203H150V205H149ZM46 204H47V206H48V210H47V215H44L43 213H46L45 212V208H46ZM62 204V205H61ZM129 206H128V205ZM135 204H137V205H135ZM184 205V208H183V205ZM25 205V206H24ZM34 205H36V206H34ZM37 205H38V207H37ZM54 207H52V206ZM65 205V206H64ZM124 205L127 207H124ZM142 205H144V206H142ZM147 205V206H146ZM149 205V206H148ZM156 207H155V206ZM29 206H31V207H29ZM34 206V207H33ZM43 206V207H42ZM99 206V207H98ZM105 206H106V208H105ZM135 206H136V208H135ZM137 206H139V207H137ZM163 206V209L164 210H162V207ZM193 206V207H192ZM27 207H29V208H39L40 209V211L42 212H39L38 213V215H40V216H36V214H37V210H39V209H32L34 212V215H33V213H31L32 211L31 210H28V212H26L25 213V211L27 210V209H29V208H27ZM41 207V208H40ZM45 207V208H44ZM62 207H63V210H61L62 209ZM98 207V208H97ZM114 207V206H113ZM141 207H143L142 209H145L146 207V210L145 211H142L141 210ZM156 209H155V208ZM158 207V208H157ZM165 207V208H164ZM22 208V209H21ZM24 208V209H23ZM43 208V209H42ZM58 208H59V211L61 210V213L59 214L56 210H58ZM61 208V209H60ZM115 208H116V206H115ZM128 208L130 209V211L132 212V214L133 213H135L133 216H132V214L131 213H129V210H128ZM137 208H139V210H135V209H137ZM192 208V209H191ZM19 209H20V211H19ZM52 209V210H51ZM55 209V210H54ZM107 209V210H106ZM131 209H133V210H131ZM155 209V210H154ZM160 209H161V211H160ZM190 209V210H189ZM0 212H2V206L0 207ZM22 210H24L23 211V214H25V216H28V218H29V220H31V221H28L27 222V217L25 218V216L22 214ZM44 212H43V211ZM69 210V209H68ZM67 209H66V211H68ZM88 210H89V213H88ZM135 210V211H134ZM150 210V211H149ZM159 210V211H158ZM17 211H19V214H18V212ZM31 211V212H30ZM35 211H36V214H35ZM48 211L50 212V213H48ZM57 212V213H55V212ZM64 213H63V212ZM70 211V210H69ZM92 211H94V212H92ZM111 211H112V213H111ZM116 211H120V212H116ZM136 211H141L139 214H141V217L139 218L138 216H139V214L136 212ZM146 211H148V212H146ZM153 211L155 212V211H157V212H155V213H153ZM90 212H91V214H90ZM118 214V217H119V215H124L125 216V219L123 220L122 218H121V216L118 218L117 217V214ZM16 214V216H17V218L18 219H16L15 217V215H14V217L13 216H11L12 214ZM28 213H30V214H32L31 216L32 217H35L36 216V218H34L35 220H37V221H35V220H33V219H31L32 217L30 216V214L28 215ZM41 213V214H40ZM87 213V214H86ZM109 213V214H108ZM116 214V215H114V214ZM121 213V214H120ZM143 213H144V215H143ZM146 213L148 214V215H150V217H148L147 215H146ZM154 214V216L156 217L155 219H154V217L152 218V215ZM22 214V216H20L21 218H19L18 216L19 215H21ZM50 214H53V215H50ZM90 214V215H89ZM128 214H131V215H129V217H128ZM157 214V215H156ZM1 215V214H0ZM43 215H44V217H46L45 219H43V220H45L44 222H43V220H42V218H44L43 217ZM86 215H88L87 217H86ZM122 215V217H124ZM143 215V216H142ZM52 218H51V217ZM57 216H59V217H57ZM75 216V215H74ZM83 216V217H84ZM110 216V217H109ZM112 216V217H111ZM126 216H127V218H126ZM133 218V220L131 219V217ZM137 216V217H136ZM22 217H23V220L24 219H26V220H24L22 223H25V224H27V225H24V224H22V223H19L20 222V220L22 219ZM31 217V218H30ZM39 217V218H38ZM51 219H50V218ZM53 217H55L54 219H53ZM109 217V218H108ZM114 217H116V219L117 220H115V218ZM135 217V218H134ZM6 218H7V220H6ZM16 220H15V219ZM58 218V219H57ZM105 218V219H104ZM129 218V219H128ZM139 218V219H138ZM150 218H152L151 220H148V219H150ZM159 219V221H156V220H158ZM12 219H14L13 221H17L18 222V224H19V226H17V229H16V227H14L13 229H12V227L11 226H15V225H13V224H16V223H14L13 221H11ZM39 219V220H38ZM46 219H48V220H46ZM87 219H89V220H87ZM95 219V220H94ZM113 219V220H112ZM126 219H127V221H126ZM132 220V222L131 221H129V220ZM144 221H143V220ZM4 220V219H3ZM19 220V221H18ZM93 220V221H92ZM107 220V221H106ZM109 220V221H108ZM147 220V221H146ZM155 220V226H154V224H153V221ZM22 221V220H21ZM95 221L97 222V226L95 225L96 223H95ZM98 221H99V223H98ZM105 221V222H104ZM115 221H116V224H115ZM118 221V222H117ZM119 221H121V222H119ZM126 222L125 224H124V222ZM129 221V222H128ZM140 221H137V222H140ZM146 221V222H145ZM105 224H104V223ZM109 222V223H108ZM113 222V223H112ZM131 222V223H130ZM145 222V223H144ZM149 222H151L150 224L151 225H149ZM159 222V223H158ZM29 223V224H28ZM56 223V225H54V224ZM81 224H82V222H80ZM103 223V224H102ZM129 223V224H128ZM143 223V224H142ZM23 225L24 226V230H23V228H21L22 226H20V225ZM113 224V225H112ZM119 224V226H121V228L119 229V228H115L114 226L116 225V227H117V225ZM121 224V225H120ZM142 224V225H141ZM158 224V225H157ZM172 224H174L173 225V227H171L172 226ZM17 225V224H16ZM29 225H30V227H29ZM77 226H73L74 228H77V229H79L78 227H79V225L78 224H76ZM99 225V226H98ZM101 225H103L104 226V228H103V226L102 227H100ZM125 225V227H123ZM126 225H129L127 228H129V229H131V230H129V229H127L126 228ZM157 225V226H156ZM160 225V226H159ZM27 226V227H26ZM56 226V227H55ZM92 226H94V228L92 227ZM118 226V227H119ZM11 227V228H10ZM95 227H100L99 229L97 228H95ZM109 227V229H107ZM155 227V228H154ZM176 227V228H175ZM0 228H1V226H0ZM28 228V229H27ZM58 228H60V229H58ZM103 228V229H102ZM110 228H112V229H110ZM153 228V229H152ZM157 228V232H156V229ZM175 228V229H174ZM5 229H8V230H6L5 231ZM88 230L87 232L85 231V230ZM95 229H96V231H95ZM108 230L109 232H111V237L112 238H110V233L108 232V231H105L106 233L108 232L109 233V236L108 235H105L106 233L104 232L103 233V231L104 230ZM119 229V230H118ZM124 229H126V231L124 230ZM160 229V230H159ZM173 229V230H172ZM14 230H15V232H14ZM47 229H45V231H46ZM91 230L93 231V233L95 234V238H94V234H92V232H91ZM101 230H103V231H101ZM113 230H114V233H113ZM137 230V229H136ZM170 230H172V231H170ZM176 230V231H175ZM5 231V232H4ZM9 231V232H8ZM34 231H33V233H34ZM53 231H55V232H53ZM56 231H61V232H59L58 234H57V236H56V234L55 233H57ZM68 231V232H67ZM71 231V230H70ZM90 231V232H89ZM97 231H99V232H97ZM119 231V232H118ZM123 231V232H122ZM147 231V233H149ZM152 231H153V233H152ZM20 232H21V234L23 235V236H21V235H19L20 234ZM35 232V233H36ZM72 232V231H71ZM160 232L162 233V234H160ZM165 234H164V233ZM171 232L172 233H176L175 235V238L177 237L178 238V241H182V243H183V241L184 242H186V240H187V242H186V245L184 244V246H183V244H181V242L180 243H178V241H177V238L174 240V241H176V242H174V243H178L177 245H179L178 246V249H176V244H173V242H171V243H168L167 242V238L166 237H168V234L170 235L171 234ZM0 233V234H1ZM26 233V234H25ZM87 233V234H86ZM98 233H102L101 234V238L100 239H96V237H97V234ZM107 233V234H108ZM122 233H123V236H124V238L123 237H121L122 236ZM125 233V234H124ZM166 233H168V234H166ZM61 234V235H60ZM64 234H66V235H64ZM86 234V235H85ZM88 234H89V236H88ZM113 234H114V236H113ZM119 235V238L117 237V239H116V237H115V235ZM160 234V235H159ZM49 235V236H48ZM60 235V237H62V238H65V239H60V237H58ZM65 237H64V236ZM90 235H92L93 237H90ZM106 236V238H105V236ZM117 235V236H118ZM150 235H151V237H153V238H151L150 237ZM159 235V236H158ZM15 236H20L21 238L23 237V240H24V242L25 243H27L26 245H27V247H25V243H22L23 242V240L21 239V241H19L20 240V237H18V242L19 243H21V244H19L18 242H17V237H15ZM56 236V237H55ZM161 236V237H160ZM164 236V237H163ZM8 237H11L13 240H14V242H15V240H16V242L15 243H17V244H15V243H12L13 241L9 238L8 239ZM89 237V238H88ZM133 237V238H132ZM158 237V238H157ZM160 237V238H159ZM0 238V239H1ZM15 238V239H14ZM53 238V239H52ZM182 238V239H181ZM183 238H184V240H183ZM66 239H68V240H66ZM112 240V241H115V240ZM142 239V240H141ZM152 239V240H151ZM156 240L155 241V243H154V240ZM180 239V240H179ZM11 240V241H10ZM61 240H63L64 241V243L61 241ZM77 240V241H78ZM90 240H92L91 241V243L89 244V242H90ZM93 240H96V241H93ZM159 240V241H158ZM190 240V241H189ZM192 240H193V243H190V242H192ZM75 241V240H74ZM84 241V242H83ZM101 241V240H100ZM107 241V240H106ZM121 241V240H120ZM138 241V242H137ZM165 241V242H164ZM2 242L4 243V245L2 244ZM39 242V243H40ZM61 242V244H63V246H60V245H58L59 243ZM68 242V243H67ZM93 242V243H92ZM95 242V243H94ZM139 242H141V244H139ZM164 244H163V243ZM167 242V243H166ZM196 242V243H195ZM145 243H146V245L148 246H144L145 245ZM148 243H150V244H148ZM154 243V244H153ZM166 243V244H165ZM19 244V245H18ZM41 244H38V245H41ZM92 244V245H91ZM93 244H94V246H93ZM156 244V245H155ZM158 244H159V246H158ZM161 244H163V245H161ZM172 244V245H171ZM189 244V245H188ZM190 244H191V246H190ZM193 244V245H192ZM7 245V246H6ZM16 245H18L17 247H19L18 249L16 248ZM65 245H66V247H65ZM153 245H155L154 247H152ZM161 245V246H160ZM168 245V246H167ZM169 245H171V246H169ZM173 245H174V247H175V249L176 250H174V248H172L173 247ZM2 246V247H1ZM4 246H5V249L3 250V248H4ZM12 246H15V247H13V249L14 250H12V252L11 251H9L10 249H12ZM24 246V247H23ZM140 246H143V247H140ZM166 246V247H165ZM185 246H189L188 247V249L185 247ZM9 247V248H8ZM30 249H29V248ZM39 248H40V246H38ZM147 247V248H146ZM150 247V248H149ZM167 247H169V248H167ZM180 247V248H179ZM2 248V249H1ZM25 249V251L23 252V249ZM27 248L29 249V250H27ZM39 248H37V249H39ZM61 248V249H60ZM93 248H94V251H93ZM154 248V249H153ZM162 248V249H161ZM164 248H165V250H164ZM184 248V249H183ZM190 248V249H189ZM8 251H7V250ZM17 249V250H16ZM62 249H64V250H62ZM82 249H84V250H82ZM96 249H98V251L96 250ZM151 249V250H150ZM166 249H168V250H166ZM1 250H3V251H1ZM15 250H16V254H17V256H14L12 259H10V257L11 256H13L12 254L13 253H15ZM18 250H20L21 252H18L17 253V251ZM36 250V249H35ZM45 250V251H44ZM61 250V251H60ZM86 250V251H85ZM97 252H96V251ZM146 250H145V252H146ZM155 250H157V251H155ZM183 250V251H182ZM14 251V252H13ZM26 251H28L27 253H28V256H23V254H27L26 253ZM31 251H33V253H30ZM63 251V252H62ZM64 251H66L65 252V254H64ZM85 251V252H84ZM88 251V252H87ZM136 251V252H135ZM141 251V252H140ZM143 251V252H142ZM168 251L170 252V253H172V251H181V252H173L172 254H171V259L172 258H177L178 257V259H172V261H170L171 259H170V255H168L167 256V254H168ZM190 251L192 252V251H194V252H196V253H194V252H192L191 254H190ZM2 252H3V255H2ZM8 252H10L9 254H8ZM60 252H61V255L62 254H64V257H62L61 255H60ZM91 252V254H88V253H90ZM95 252V253H94ZM101 252V251H100ZM140 254H139V253ZM144 252V253H145ZM154 252V253H153ZM156 252V253H155ZM189 252V253H188ZM21 253H23L22 255H21ZM38 254V257H41L40 259L39 258H37L36 259V256H37V254ZM50 253H51V255H50ZM54 253V254H53ZM94 255H93V254ZM97 253H99V254H97ZM134 255H133V254ZM149 253H151V254H149ZM8 254V255H7ZM33 256H32V255ZM36 256H35V255ZM52 254H53V259H51L52 258ZM131 254H132V257H131ZM178 254V256L176 257L175 255H177ZM182 254V255H181ZM193 254V255H192ZM195 254H197V255H195ZM202 254H204L203 255V257L201 256V258L203 259V261H202V259L200 258V255H202ZM10 255V256H9ZM20 255V256H19ZM29 255H31V257H29ZM50 257H49V256ZM60 255V256H59ZM88 255V256H87ZM98 255H100L101 256V259L103 258V261L102 260H100L99 261V259H97V258H99V257H97ZM148 255H149V257H148ZM174 255V256H173ZM180 255V256H179ZM184 255V256H183ZM192 255V257H190ZM205 255H207V257L205 256ZM3 256H5V257H3ZM18 256H19V258L21 257V256H23V258H22V260L20 259V262L21 263H19V260L17 259L18 258ZM43 256V257H42ZM46 256V257H45ZM58 256H59V258H58ZM86 256L87 257H89L90 259H92V258H94V259H92V260H87V258H86ZM91 256H93V257H91ZM168 257V259L166 258V257ZM173 256V257H172ZM197 256H198V258H197ZM205 256V257H204ZM24 257H25V259H24ZM27 257L28 258H30L29 260L31 261L32 259H33V261L34 262H32V263H30V261H27ZM32 257H34L35 258V260H34V258H32ZM45 257V258H44ZM149 258V260H150V262H149V260H147L148 258ZM179 257H183L182 259L184 260H182L181 258V260H179ZM185 257V258H184ZM3 258V259H2ZM32 258V259H31ZM42 258H44V259H42ZM62 258V259H61ZM74 258H72L71 257V260L72 259H74ZM88 258V259H89ZM194 259V261H190V260H192V259ZM199 259L198 261H197V259ZM209 258V259H208ZM16 259L18 260V262L16 261ZM39 259V263L37 262V260ZM42 259V260H41ZM51 259V260H50ZM107 259V258H106ZM105 259V260H106ZM169 261V262H167V260ZM187 259V260H186ZM7 260H8V258H7ZM76 260V259H75ZM77 260L75 261V264L77 263ZM78 260V261H79ZM95 260V261H94ZM179 260V261H178ZM206 260H209V261H206ZM36 261V262H35ZM43 261V262H44ZM57 261L59 262V263H57ZM94 261V262H93ZM102 261V262H101ZM147 261L149 262V263H147ZM176 261H177V263H176ZM181 261V262H180ZM91 262V263H90ZM187 262L186 263H183V264H187ZM192 262V263H191ZM195 262V263H194ZM203 262V263H202ZM22 263V264H23ZM46 263V264H47ZM52 263H48V264H52ZM105 263V264H106ZM170 263V264H171ZM42 264H45V262L44 263H42ZM78 264V263H77ZM141 264H143V263H141ZM182 264V263H181Z\"/></svg>","mask_w":264,"mask_h":264},{"label":"bare ground","instance_id":"obj_2","mask_svg":"<svg viewBox=\"0 0 264 264\" xmlns=\"http://www.w3.org/2000/svg\"><path fill=\"white\" fill-rule=\"evenodd\" d=\"M35 1V0H34ZM33 1V2H34ZM38 1V0H37ZM68 1V0H67ZM66 1V2H67ZM70 1V0H69ZM98 1V0H97ZM160 0H116V2H117V5L118 6H120L121 8H127L128 7V5H132V3H133V5L132 6H134V5H136L137 6V8H136V10H135V13H137V15H138V17H141V20L142 19H144V18H146V16H148L150 13H151V11L153 10V9H155L156 7H157V5H154L153 3H158ZM161 1H163L164 2V4L166 3V4H169L172 0H161ZM183 1V0H182ZM187 1V0H186ZM202 1V0H201ZM231 1V0H230ZM242 1V0H241ZM24 2H25V0H24ZM32 2V4H34L35 5V3H36V8L38 9V7H37V2L35 1L34 3ZM65 2V1H64ZM112 2V1H111ZM192 2V1H191ZM197 2V1H196ZM205 2H207V1H205ZM40 3V2H39ZM85 3V2H84ZM135 3V4H134ZM173 3V2H172ZM171 3V4H172ZM179 3H180V0H179ZM188 3V2H187ZM190 3V2H189ZM197 3H200V1L198 0V2ZM196 3V4H197ZM41 4V3H40ZM93 4V3H92ZM205 4V3H204ZM226 4H228V3H226ZM39 5V4H38ZM43 5V4H42ZM62 5V4H61ZM80 5V4H79ZM161 5V4H160ZM174 5H176V4H174ZM178 5V4H177ZM182 5V4H181ZM192 5V4H191ZM190 5V6H191ZM206 5V4H205ZM229 5H234L233 3L231 4V2H229ZM11 6H12V9L13 8H20V1H18V0H12L11 1ZM22 6H23V4H22ZM31 5H29V7H28V9H27V12H26V14H25V16H26V20L25 21H22L21 19H20V17H19V19H20V22H19V26L22 28V27H24L25 26V24H24V22H26V23H28L29 25H31V26H33V25H35V24H38L37 22H38V20H40V19H38L37 21H36V18L38 17V12L36 11L37 9L35 8V7H30ZM41 6V5H40ZM65 6V5H64ZM81 6V5H80ZM88 6V5H87ZM90 6V5H89ZM183 6V5H182ZM186 6V5H185ZM198 6V5H197ZM212 6V5H211ZM218 6V5H217ZM220 6H224L223 5V3H222V5H220ZM219 6V7H220ZM226 6V5H225ZM235 6H237V5H235ZM72 7V6H71ZM112 7V6H111ZM181 7V6H180ZM189 7V6H188ZM204 7H207V6H204L203 4L202 5H200L199 6V9H198V13L196 14V16H197V18L199 19L197 22H195L194 21V24H192V22H193V14H192V12H191V14H192V19H188L187 18V14H188V12H187V14H186V16L185 15H183L182 14V16H185L187 19L185 20V19H183V18H180L179 17V19H178V17H177V19H176V21H175V25H174V27H172L171 26V24H169V23H167L166 25H164L163 27H162V30H158V29H156V28H150V29H148V30H146V29H136L135 27H130V21L128 22L127 21V23L125 24V25H123V24H121L120 25V27H119V33H121L122 35V37H121V39L119 40V43L120 44H122V51L121 52H123V53H127V60H128V62H127V65H125V66H123V68H124V72H119V70L118 69H120L121 70V68H118L117 69V67H116V65L114 66V64L113 65H108L107 67H104L103 65H100L99 66V68L101 69V72H103L104 73V75L105 76H107L110 80L109 81H111V79H115L118 83H121V84H125V83H127V87L129 86L131 89H133V90H135L137 93H139V96H141V99H142V101H141V99H140V97H138V99H140V103H141V106H142V104H143V101H144V103H145V101H146V103L148 104L149 103V105L151 106L150 107V109H149V107H148V105L146 106L145 105V107H148V110H149V113L150 114H152V115H150V117L148 116V117H144V116H142V117H144L145 119H144V125H143V129H144V127H145V129L147 130V132H150L151 134L152 133H155V132H157V131H160V130H164V127H172L171 128V131H169L168 133H172V134H175V135H177L178 137H185V136H187V134H189V132H191L190 130H189V128L187 129V130H189L187 133H186V131H185V129L183 130L182 129V127H180V126H182V125H180V123H185V124H187L188 122H187V119H186V121H181V119L183 118V116H184V118H185V115H187V116H189V115H191V114H193V115H196V117L198 116L199 118H201V120L202 119H204L206 122H207V125H209V124H215L216 123V121L218 120V119H220V118H223L224 116H228L229 117V114H231L230 112H235V111H237V107H239L240 106V104L241 103H243L245 100H247L248 98L249 99H253L255 96L253 95V94H255V93H253V92H251V90L252 91H254L255 92V90H253V88H249L248 87V85L250 84V82L252 81V80H256V78H259V77H261L262 78V76H264V27L262 28L261 26V23H260V25H259V23H258V25L256 24V25H253L252 26V30H251V28H250V30H248L249 32L248 33H245L244 35H238V33H239V29L238 28H236L235 27V24L236 23H234V21L232 22V21H226L224 18H218V17H213V16H210L211 17V20H210V18H209V21H212L211 23H212V26L210 25V26H208V25H205L204 23H202L203 22V20L198 16V14H200V12L201 11H199L200 9H203ZM215 7V6H214ZM213 7V8H214ZM227 7V6H226ZM229 7V6H228ZM227 7V8H228ZM238 7V6H237ZM52 8V7H51ZM66 8V7H65ZM77 8V7H76ZM158 8V7H157ZM156 8V9H157ZM161 8V7H160ZM190 8V7H189ZM22 9V8H21ZM36 9V10H35ZM59 9V8H58ZM112 9H114V8H112ZM205 10H206V8H204ZM211 9V8H210ZM47 10V9H46ZM69 10H72V9H69ZM74 10V9H73ZM121 11H122V9H120ZM124 10V9H123ZM161 10V9H160ZM163 10V9H162ZM190 10H192V9H190ZM212 10V9H211ZM224 10H225V8H224ZM237 10V9H236ZM24 11H25V9H24ZM41 11V10H40ZM62 11V10H61ZM78 11V10H77ZM125 11V10H124ZM123 11V12H124ZM129 11V10H128ZM157 11H158V9H157ZM187 11H188V8H187ZM222 11V10H221ZM232 11V10H231ZM47 12V11H46ZM64 12V11H63ZM159 12V11H158ZM178 12V11H177ZM194 12V11H193ZM223 12V11H222ZM62 13V12H61ZM68 13V12H67ZM125 13V12H124ZM154 13H156V15H158V13L157 12H155L154 11ZM230 13V12H229ZM22 14V13H21ZM51 14V13H50ZM49 14V15H50ZM153 14V13H152ZM175 14V13H174ZM203 14V13H202ZM212 14H214V12H212ZM211 14V15H212ZM256 14V13H255ZM39 15H41V14H39ZM52 15V14H51ZM96 15V14H95ZM126 15H127V12H126ZM190 15V14H189ZM201 15V14H200ZM247 15V14H246ZM258 16H260L259 14H257ZM261 15H262V13H261ZM35 16H36V18H35ZM58 16V15H57ZM56 16V17H57ZM90 16V15H89ZM132 16V15H131ZM249 16V15H248ZM256 16V15H255ZM52 17V16H51ZM63 17V16H62ZM153 17V16H152ZM189 17V16H188ZM227 17V16H226ZM225 17V18H226ZM251 17V16H250ZM44 18V17H43ZM50 18V17H49ZM72 18V17H71ZM196 18V19H197ZM246 18H247V16H246ZM255 18V17H254ZM12 19V20H11ZM148 19V18H147ZM262 19V18H261ZM46 20V19H45ZM66 20V19H65ZM94 20V19H93ZM125 20V19H124ZM138 20H140V19H138ZM206 20H208V19H206ZM249 20V19H248ZM17 20H15V22H16ZM47 21V20H46ZM45 21V22H46ZM50 21V20H49ZM56 21V20H55ZM61 21V20H60ZM150 21V20H149ZM251 21H254V20H250V22ZM18 22V21H17ZM51 22V21H50ZM87 22V21H86ZM99 22V21H98ZM147 22H148V20H147ZM236 22V21H235ZM261 22V21H260ZM13 23H14V21H13V17L11 18L10 17V15H6L4 12H3V8H2V5L0 4V42L2 43L3 41L2 40H5V41H8L7 43L9 44V42L11 43V44H9V48L7 49L6 47H4L5 49H6V51H7V56H5L6 58V60L5 61H1V58H2V55L0 56L1 58H0V80H2L3 82L1 83V81H0V90H2L3 91V89H5V88H7V91L9 92H11V94L9 95H6V97H5V95H2L1 96V93L2 92H0V112L1 113H3V114H1L0 115V169H2V173H3V171H6V173H7V177H5L4 176V179H6L7 178V180L6 181H10V178L11 179H14V180H18V179H16V178H13V177H16V175H17V173H19V172H25L26 171V173H30V174H36V172H38V170H41V171H43L42 169H44V168H42L41 166V162L40 163H38L39 161H42V160H37V155L35 154L36 152H33L32 150L34 149H32L31 148V150L29 149V148H27L26 147V145H24V144H19V140L22 138V137H20V139H19V136H18V134H20V133H16V132H20V128L17 130V128H18V126H17V124L19 123V122H25V121H27V119L25 118V117H23L24 115L27 117H29L30 119L28 120V121H30V122H33L34 121V123H35V125H37V126H35V127H33V125H31L32 126V128L34 129L33 131H38L39 130V128L40 127H42V124L43 125H45L44 123H46V121L48 120H46V115H47V118H49L50 116L52 117H50L49 119L51 120V122L49 123L50 124V126L49 125H46L45 127L43 126L42 128H46L47 129V127H48V129L46 130V133L45 134H43V132H45V131H43L41 134H43L42 136L44 137H46L47 139H52V138H59V139H63V137L65 136V134L67 133L65 130H66V128L68 129L69 127L71 128V126H69V124H65V125H68V127L66 126V128H64V129H62V130H60L59 128V130L58 129H56L55 128V130L53 129V127H55V125H56V127L58 126L57 124H55V121H54V126H53V121H52V119H54L55 117L56 118H58V119H56V122H57V120H59V117L60 118H63V116L62 115H66L65 114V112H63L64 114H62V111L64 110V111H71V110H73L71 113H73V112H79V114H81L83 117L81 118L82 119V122L83 123H85L84 125H85V127H87V128H84V127H82V126H80L79 128H73L74 130H75V133L71 130V134H74L75 136H77V135H79V136H81L80 135V133L81 132H83L84 131V134L85 135H83V138H79L77 141H78V144H79V142H83V140L84 141H89V143H91L92 145H89V143H80V145L79 146H77L78 148H80V150L81 151H84V154L82 155H80V153H82V152H78V151H80V150H78L77 152L79 153V155H78V153H76V151H74V153H75V155L77 154L78 156H76V159L77 160H74L73 159V157H72V160H71V157H69V159L71 160V162H70V165L72 166V171L70 170H63V168H65V167H67L66 165V163L68 162L63 156L61 157L60 155H64L65 154V152H64V149H66L65 151H68V148L69 147H71V146H68V144H67V148H61V146H59V148H61V153L62 152H64V154H61V153H59L60 152V150H57L58 151V153H59V155H57L55 152H56V150L55 149H53V150H55L54 151V153L56 154V156H53V150L52 151H50V149H51V147L49 148V151H50V153L52 154V156L50 155H43V162H45L46 164H47V166L49 165V166H53V164L55 163V165L53 166V167H55L54 168V171H55V173L57 172V173H60L61 175H59V176H62V174H66V173H68V172H71V174L73 173L74 175H75V177H77L78 176V178H77V180L76 181H78V179L80 180L79 182L81 183V181H83V179H85V178H87L86 177V175H88L87 173H84L85 175H84V177H83V175L81 174V173H78L76 170V167L78 168H80V170H79V168H78V171H81V167H85L86 168V166H85V164L87 163L88 164V166L87 167H91L92 168V170L94 171H96V169L98 170L99 168H101V170L103 171H100L101 172V174L102 173H104V168H107L106 166H103V164H106V163H109V164H107V166L108 167H110V166H116L117 164L119 165V167H121L122 168V173H125V174H123V176H125L124 177V179L125 178H128L129 176H128V174L131 172L128 168H129V164H127L128 162H127V159L130 157L129 156V152L131 151V149H132V147L133 146H135L136 145V141L138 140V139H136L135 137L133 138V136H132V138L130 137V138H128V141L126 142V143H124L125 141H126V138L127 137H125L124 135L122 136V132H124V131H122L124 128H122V127H120L121 125H122V123L121 122H117V120H115V121H113V123L112 122H110V120H109V118L106 116V114H105V109H104V107L106 108L107 107V105H109V104H112V103H114V102H116L115 100H114V102L111 100L110 101V98H107L106 96L107 95H109L110 93H109V91H108V93L106 92V90H105V92L107 93V95L106 94H104L103 96L102 95H97V94H95V97H93L92 96V98L94 99H96V97L98 98V100H93L92 98H91V96L90 97H88V95H87V97H85L84 96V94H83V96H84V98L82 99H80V96H79V91H80V93H81V88L83 89V87H81V88H79V89H77V86H78V83H77V77L75 78V76H74V79H72V80H70V84L69 83H65V82H61V81H59V79H61V80H65L66 78H65V76H63V74L60 72V71H58V69L57 68H54V66L52 67V65H51V67H49V66H47V62L50 60V58L55 54L54 53V50L53 49H50V47L45 43V45H46V47L45 48H43V50H42V52L41 53H39V55H37V54H33V53H35L37 50L35 49V47L37 46V45H34V47H33V43L32 44H29L28 45V42L29 41H27V42H20L21 40H19V41H16L15 40V38H14V36L16 35V36H18L16 33H14V31H16V27H17V25H13ZM67 23V22H66ZM93 23V22H92ZM95 23V22H94ZM122 23V22H121ZM124 23V22H123ZM132 23V22H131ZM141 23H145V21L144 22H141L140 21V24ZM210 23V22H209ZM208 23V24H209ZM249 23V22H248ZM262 23H263V21H262ZM15 24V23H14ZM23 24V25H22ZM50 24V23H49ZM55 24V23H54ZM97 24V23H96ZM138 24V23H137ZM136 24V25H137ZM239 24V23H238ZM250 24H252V23H250ZM44 25V24H43ZM53 25V24H52ZM51 25V26H52ZM56 25V24H55ZM78 25V24H77ZM83 25V24H82ZM105 25V24H104ZM109 25L110 24H106L105 26L106 27H108L109 28ZM146 25V24H145ZM240 25V24H239ZM263 25H264V23H263ZM16 26V27H15ZM18 26V28H20ZM38 25H36V27H37ZM133 26H134V24H133ZM138 26V25H137ZM153 26V25H152ZM25 27H27V26H25ZM24 27V28H25ZM30 27V26H29ZM29 27H27V28H29ZM44 27V26H43ZM43 27H42V29H43ZM53 27V26H52ZM57 27V26H56ZM76 27V26H75ZM84 27V26H83ZM82 27V28H83ZM112 27V26H111ZM238 27V26H237ZM20 28V29H21ZM31 28V27H30ZM33 28H35V27H33ZM32 28V29H33ZM38 28V27H37ZM45 28V27H44ZM58 28V27H57ZM66 28V27H65ZM98 28V27H97ZM36 29V28H35ZM35 29H33V31L35 30ZM52 29H54V28H52ZM62 29V28H61ZM101 29V28H100ZM103 29H106V28H104L103 27ZM18 30V29H17ZM50 30H51V27H50ZM60 30V29H59ZM65 30V29H64ZM108 30V29H107ZM111 30H112V28H111ZM22 31V30H21ZM21 31H19V33L21 32ZM33 31H32V33H33ZM45 31H48L49 32V30H47V28H46V30ZM56 31V30H55ZM104 31H106V30H104ZM17 32V31H16ZM29 32H31V31H29ZM48 32H45L46 34H48ZM94 32V31H93ZM102 32H103V30H102ZM111 31H109L108 30V33H110ZM63 33H64V31H63ZM105 33V32H104ZM35 34H36V32H35ZM56 34V33H55ZM74 34V33H73ZM97 34V33H96ZM111 35L113 34V33H110ZM109 34V35H110ZM3 35H5V36H7V37H5V36H3ZM105 35H107V33L105 34ZM115 36H116V34H114ZM118 35V34H117ZM247 35V36H246ZM39 36H41V34H39ZM43 36V35H42ZM52 36V35H51ZM104 36V35H103ZM120 36V35H119ZM5 37V38H4ZM21 37V36H20ZM24 37V36H23ZM32 37H34V36H32ZM47 37V36H46ZM55 37V36H54ZM53 37V38H54ZM87 37V36H86ZM14 38V39H13ZM53 38H52V40H53ZM106 38H109V43H108V45L110 44V37H108V36H106ZM25 39H27V38H25ZM25 39L23 40V41H25ZM54 39H56V37L54 38ZM67 39H69L68 37H67ZM72 39V38H71ZM104 39H105V37H104ZM18 40V39H17ZM29 40V39H28ZM43 40V39H42ZM45 40V39H44ZM100 40H103V38L102 39H100ZM99 40V41H100ZM106 40V39H105ZM105 40H104V42H105ZM115 40V39H114ZM31 41V40H30ZM55 41V40H54ZM20 42V43H19ZM36 42H37V40H36ZM35 42V43H36ZM75 42V41H74ZM103 42V41H102ZM107 42V41H106ZM5 42H3V44L2 45H5L4 44ZM27 43V44H26ZM29 43H31V42H29ZM53 43V42H52ZM69 43V42H68ZM36 44H38V46H39V43H36ZM98 44H100V43H98ZM114 44H116V43H114ZM44 45V44H43ZM42 45V46H43ZM83 45V44H82ZM107 45V43L105 44V46ZM107 45V46H108ZM52 46V45H51ZM70 46V45H69ZM97 46V45H96ZM99 46V45H98ZM97 46V47H98ZM106 46V47H107ZM112 46V45H111ZM115 46V45H114ZM0 47H2V46H0ZM100 47L102 48V46H101V44H100ZM100 47H98V48H100ZM104 47V46H103ZM39 48V47H38ZM40 48H41V45H40ZM39 48V49H40ZM64 48V47H63ZM96 48V47H95ZM60 49V48H59ZM58 49V50H59ZM116 49V48H115ZM36 50V51H35ZM68 50V49H67ZM72 50V49H71ZM70 50V51H71ZM101 50V49H100ZM103 50V49H102ZM104 50L106 51V49L104 48ZM107 50H108V48H107ZM113 50H114V47H113ZM112 50V51H113ZM1 51V50H0ZM6 51L5 50H3V52H5L6 53ZM35 51V52H34ZM60 51V50H59ZM63 51V50H62ZM96 51V50H95ZM97 51H98V49H97ZM111 51V52H112ZM114 51H116V50H114ZM31 54H30V53ZM61 52V51H60ZM59 52V53H60ZM67 52V51H66ZM100 53H101V51H99ZM30 54L31 56H32V59L31 58H27V56H26V54ZM63 53H65L64 51H63ZM68 53V52H67ZM67 53H65V54H67ZM112 53H114V52H112ZM62 54V53H61ZM93 54V53H92ZM105 53H103V55H104ZM106 54H108V52L106 53ZM5 55V54H4ZM3 55V56H4ZM37 55V56H36ZM58 55L59 54H57V56H56V58H58ZM64 55V54H63ZM68 55V54H67ZM70 55V54H69ZM91 55V54H90ZM95 55V54H94ZM19 56H26L25 58H26V60H29V59H31V61L33 60L34 61V64L33 65H31L32 63L30 62V67L24 72V70H23V72L21 73L22 75H23V77L25 78V80L24 81H21L20 80V84L18 83V79H14L13 80V73H12V71L11 70H13V69H16L19 65L18 64H15L17 67L15 68V66L13 65V61L11 60V62H12V65L9 63L10 62V59H17ZM61 56V55H60ZM65 56V55H64ZM101 56H102V53H101ZM106 56V55H105ZM108 56V55H107ZM29 57V56H28ZM66 57V56H65ZM70 57V61H71V58H74V57H71V55L69 56ZM68 57V58H69ZM124 57V56H123ZM54 58V57H53ZM60 58V57H59ZM63 58V57H62ZM61 58V59H62ZM96 58V57H95ZM19 59V58H18ZM24 59V58H23ZM87 59V58H86ZM20 60V63L19 64H22L23 63V61H22V59H19ZM19 60H15V61H19ZM26 60L24 61V65H26L25 64V62H26ZM63 60H64V58H63ZM67 60H69V59H67ZM73 60V59H72ZM21 61H22V63H21ZM30 61V60H29ZM32 61V62H33ZM51 61V60H50ZM60 61V60H59ZM51 62H53V61H51ZM67 62V61H66ZM74 62V61H73ZM17 63V62H16ZM59 63H61V61L59 62ZM62 63H64V65H65V62H63L62 61ZM68 63V62H67ZM78 63H80V62H78ZM89 63H90V61H89ZM115 63H118L117 62V60H116V62ZM120 63L122 64V62L120 61ZM119 63V64H120ZM123 63H125V59H124V62ZM55 64V63H54ZM77 64V63H76ZM76 64H75V66L71 63V64H68V65H70V68H73V66L74 67H76ZM81 64V63H80ZM80 64H78V66L80 65ZM88 64V63H87ZM120 64V65H121ZM63 65V64H62ZM71 65H73L72 67H71ZM90 65V64H89ZM92 65V64H91ZM90 65V66H91ZM7 66H14V68H10L9 70L7 69L8 67ZM27 67H28V64L26 65ZM21 67V66H20ZM26 67V68H27ZM56 67H57V65H56ZM63 67V66H62ZM66 67H67V64H66ZM85 67V66H84ZM87 68H89L88 67V65L86 66ZM85 67V68H86ZM92 67V66H91ZM114 67H116V68H114ZM118 67H120V66H118ZM122 67V66H121ZM19 68V67H18ZM22 68V67H21ZM59 69H60V67H58ZM70 68H68L67 67V69H70ZM122 68V69H123ZM63 70L62 71H66V70H64L65 68H62ZM82 69V68H81ZM21 70V69H20ZM61 70V69H60ZM80 70V69H79ZM83 70H84V68H83ZM88 70V69H87ZM86 70V71H87ZM14 71H16V70H14ZM70 71H71V69H70ZM67 72V71H66ZM73 72V71H72ZM75 72H76V69H75ZM79 72V71H78ZM83 72V71H82ZM16 73H18L17 71H16ZM102 73V74H103ZM68 74V73H67ZM72 74V73H71ZM75 74V73H74ZM73 74V75H74ZM77 74V73H76ZM95 74V73H94ZM94 74L91 72V71H88L87 73H86V75L84 76L85 78H86V80H87V82L85 83V85L86 84H91L92 82L95 84V79H99V78H96L97 76H99V75H96V76H94ZM96 74H97V72H96ZM18 75H20V74H18ZM65 75V74H64ZM69 75V74H68ZM67 75V76H68ZM71 76V75H70ZM77 76H80V74L78 73V75ZM104 76V77H105ZM15 77H16V75H15ZM19 77V76H18ZM21 77V76H20ZM73 77V76H72ZM94 77H95V79H94ZM107 77H106V79H107ZM103 78V77H102ZM51 79V80H50ZM68 79V78H67ZM69 79H70V77H69ZM13 80V81H12ZM15 80L17 81V83H15ZM48 80H50L49 81V83L47 82ZM53 80V82H51ZM98 81V80H97ZM96 81V82H97ZM108 81V82H109ZM113 81V80H112ZM116 81L114 82V83H116ZM14 82V83H13ZM32 82H38L40 85H42L43 87H46L47 89L45 90H43V92L41 91L40 92V90H41V86L40 87H38V88H40V90H37V92H36V94H35V92H34V95H33V98H34V96L36 97V99H34V101L36 102V101H41L40 103H42V104H44V106H45V108L47 109L48 107L49 108H51L53 111H52V113H51V111H49V109L47 110V112L46 111H44L43 112V109L41 110V108L42 107H44V106H40V104L39 103H37V105L39 104V106H37V105H33V103L31 102V106L30 107H32V108H30L29 107V105L28 106H26L27 104H22V107L23 106H26L25 108L26 109H28L29 108V110H31L32 109V111H28V112H30V113H32L33 112V116L32 117H30V114H27L28 112H25L24 113V111H27V110H25V108L24 109H22V113H24L23 114V116L21 117L22 119H18L17 117H19V116H21L22 114L19 112V114L20 115H18L17 117L16 116H14L13 115V113L15 112V114H16V112H18L19 111V104L18 103H20L19 102V100H21V99H24V93H26L28 90L30 91V84L32 83ZM47 82V83H46ZM51 82V83H50ZM99 82V81H98ZM101 82V81H100ZM99 82V83H100ZM104 82H107V81H104ZM107 82V83H108ZM46 83V84H45ZM110 83V82H109ZM113 83V82H112ZM83 85V86H85L86 88H85V91L86 90H88L87 89V87L89 86H91V85ZM120 84V85H121ZM13 85V86H12ZM36 85V84H35ZM46 85V86H45ZM98 85H100V84H98ZM97 85V86H98ZM111 85V84H110ZM14 86H15V88H22L23 90H27L26 92H20L19 91V89H17V90H15V88H14ZM32 86V85H31ZM117 86H118V84H117ZM122 86V85H121ZM255 86V85H254ZM10 87H13V89L12 88H10ZM53 87V89H51ZM107 87V86H106ZM120 86H118V88H119ZM253 87V86H252ZM37 88V89H38ZM91 88V87H90ZM94 88V87H93ZM101 88H103V86L101 87ZM122 88H124V87H122ZM129 88V89H130ZM255 88V87H254ZM10 89V90H9ZM43 89V88H42ZM100 89V88H99ZM121 89V88H120ZM6 90V89H5ZM5 90L3 91V92H5ZM21 90V89H20ZM90 90H92V89H90ZM89 90V91H90ZM94 90H95V88H94ZM123 90V89H122ZM121 90V91H122ZM22 91V90H21ZM28 91V92H29ZM93 91V90H92ZM98 91V90H97ZM111 91H113V90H111ZM110 91V92H111ZM120 91V90H119ZM7 92V93H8ZM27 92V93H28ZM31 92V91H30ZM29 92V93H30ZM38 92H40L38 95H37V93ZM94 92H96V91H94ZM94 92H93V94H94ZM100 92H102V91H100ZM132 92V91H131ZM130 92V94H132ZM6 93V94H7ZM28 93V94H29ZM32 93V92H31ZM113 93V92H112ZM253 93V94H252ZM28 94H26L25 96L26 97H28ZM92 94V95H93ZM114 94V93H113ZM37 95V96H36ZM110 95H112V94H110ZM109 95V96H110ZM259 95V94H258ZM32 96V95H31ZM30 96V94H29V98L31 97ZM82 96V94H81V97H83ZM108 96V97H109ZM133 96V95H132ZM23 97V98H22ZM21 98V99H20ZM29 98L28 99H24L25 100V102H26V100H29ZM91 98V99H90ZM99 98H100V100H99ZM102 98V99H101ZM117 99V98H116ZM9 100V101H8ZM31 100V99H30ZM130 100V99H129ZM32 101H33V99H32ZM131 101V100H130ZM137 101V100H136ZM10 102V103H9ZM16 102H18V103H16ZM24 102V103H25ZM28 102V101H27ZM34 102V103H35ZM139 102V101H138ZM248 102H249V100H248ZM35 103V104H36ZM129 103H131V102H129ZM139 103V104H140ZM145 103V104H146ZM15 104H18V106L17 105H15L16 106V108H15V106L14 105ZM41 104V105H42ZM14 107H13V106ZM33 105V106H32ZM61 105V106H60ZM121 105V104H120ZM127 105V104H126ZM132 105V104H131ZM10 106V109H11V106H12V109L13 108H15L16 110L14 111V109H13V113H12V115L10 114V112H11V110L9 111L8 110V108L7 107H9ZM62 106H65V107H63L61 110H60V108L62 107ZM130 106V105H129ZM134 106V105H133ZM133 106L131 107L130 106V109L129 110H132V108H133ZM144 106V105H143ZM142 106V107H143ZM28 107V108H27ZM60 107V108H59ZM139 107H140V105H139ZM121 108H122V106H121ZM45 109V110H46ZM120 109V108H119ZM123 109V108H122ZM139 109V108H138ZM169 109V110H168ZM170 109H172V110H170ZM18 110V111H17ZM124 110H126V109H124ZM49 111V112H48ZM69 111V112H70ZM115 111V110H114ZM133 111V110H132ZM119 112V111H118ZM131 112V111H130ZM141 112H142V110H141ZM148 112V111H147ZM160 113V112H162L163 114H164V112H168L166 115L168 116L169 114H172V113H174V112H178V114L176 115V116H173L175 119V121H160V119H159V117H160V115L159 114H157V113ZM170 112V113H169ZM172 112V113H171ZM181 112V113H180ZM68 113V112H67ZM73 114V118H75V116L77 117V115L76 114H78V113H76V114ZM106 113H107V111H106ZM132 113V112H131ZM144 113V112H143ZM142 113V114H143ZM149 113H148V115H149ZM190 113V114H189ZM10 114V115H9ZM18 114V113H17ZM27 114V115H26ZM120 114V113H119ZM118 114V115H119ZM138 114V113H137ZM189 114V115H188ZM50 115V116H49ZM114 115V114H113ZM116 115V114H115ZM117 115V116H118ZM140 115V114H139ZM145 115V114H144ZM165 115V116H166ZM193 115H191V117H194ZM233 115H234V113H233ZM12 116H14V118L12 119ZM45 116V117H44ZM49 116V117H48ZM68 116V118L69 119H72L71 118V116H72V114H71V116L69 115V114H67L66 115V117ZM70 116V117H69ZM123 116V115H122ZM146 116V115H145ZM151 116H154V117H156L155 119L153 118V117H151ZM165 116H162V117H165ZM187 116H186V118H187ZM231 116V115H230ZM17 119H16V118ZM79 117V116H78ZM116 117V116H115ZM131 117V116H130ZM135 117V116H134ZM142 117H140V118H142ZM171 117V116H170ZM169 116H168V118H170ZM191 117H189V118H191ZM225 117V118H226ZM44 118H45V122L43 123V122H40V121H44ZM65 118V117H64ZM67 118V119H68ZM117 118V117H116ZM123 118V117H122ZM131 118H133V117H131ZM189 118H188V120H189ZM199 118H197V119H199ZM224 118V119H225ZM15 119V120H14ZM67 120V123H68V121H70V120ZM79 119H80V117H79ZM80 119V120H81ZM137 119V118H136ZM136 119H134V120H131L132 122H136ZM164 119V118H163ZM171 119V118H170ZM223 119V120H224ZM16 120H19V121H16ZM63 121L64 120H66V118L65 119H62ZM74 120H76V121H79L80 122V124L82 123L80 120H77L76 118L74 119ZM73 120V121H74ZM128 120V119H127ZM143 119H141V121H142ZM183 120H185V119H183ZM201 120H199V121H201ZM204 120H202V124H206V123H204L205 121ZM227 120V119H226ZM18 122V123H16V122ZM27 121V122H28ZM49 121V120H48ZM121 121V120H120ZM181 121V122H180ZM192 121H195V122H197L196 121V119H193ZM198 121V122H199ZM204 121V122H203ZM27 122H25V125L27 126ZM60 122V121H59ZM218 122V121H217ZM61 123H62V121H61ZM61 123H58V124H61ZM65 123H66V121H65ZM72 123V122H71ZM74 123V122H73ZM73 123H72V126H75V127H77L76 125L78 124V123H76V125H73ZM120 123H121V125H120ZM137 123V122H136ZM52 124V125H51ZM62 124H64V123H62ZM80 124H78V126L80 125ZM134 124V123H133ZM185 124L183 125V128H184V126H185ZM19 125V124H18ZM24 125V126H25ZM82 125V124H81ZM140 125V124H139ZM180 125V126H179ZM16 126H17V128H16ZM21 126V128H23L22 127V125H20ZM19 126V127H20ZM40 126V127H39ZM53 126V127H52ZM63 126V125H62ZM136 126H137V124H136ZM141 126V125H140ZM140 126H139V128H140ZM187 126V125H186ZM116 128V129H114V128ZM133 127V126H132ZM187 127H189V126H187ZM186 127V128H187ZM14 128H16L15 130H17L16 132H15V130H14ZM26 128V127H25ZM28 128V127H27ZM24 129L23 128V131L24 130H27L28 131V129ZM32 128L30 129V131L32 130ZM38 128V130H35V129H37ZM41 128V129H42ZM70 128L68 129L69 131H70ZM91 128H93V131L92 130H89V129H91ZM96 130H95V129ZM141 128H142V126H141ZM41 129L39 130V133H40V131H41ZM86 129V130H85ZM136 129H138V128H136ZM136 129L134 130V132L136 131ZM142 129V130H143ZM191 129H193V128H191ZM64 130V132H65V134H64V132H62ZM67 130V131H68ZM95 130V131H94ZM118 130H120V134H121V136H118L116 133H115V131H117L118 132ZM168 130H170V129H168ZM68 131V132H69ZM104 131H107L108 133H109V138H110V140H108V142H109V144L113 141V140H111V138H113L114 136H112V134L114 135V133H115V135H117L118 136V138H116V139H119V142H123L124 140V144H121L122 146H124L123 147V150H124V148H125V152L123 151V150H120V148L122 147H120L119 149H117V147H116V149H112L113 151H111V146H109L108 148H109V151H107V148H106V150L104 149V148H101V147H103L102 145L104 144L105 145V143H104V141H105V137H107L108 136V134H105V133H107V132H105L104 133ZM129 131H130V129H129ZM143 131H145V130H143ZM143 131H141V132H143ZM165 131H166V129L163 131V133H165ZM21 132H22V130H21ZM73 132V133H72ZM112 132V133H111ZM126 132V131H125ZM124 132V133H125ZM23 133V132H22ZM21 133V134H22ZM24 133H27L26 135L27 136H29L30 137V135L31 134H29L28 132H25L24 131ZM36 134H39V133H37V132H35ZM64 134L63 136L61 135V136H59V134ZM77 133H79V134H77ZM111 133V134H110ZM127 133V132H126ZM129 133V132H128ZM127 133V134H128ZM162 133V134H163ZM41 134H39V135H41ZM71 134L68 136V135H66L65 136V138L68 136L69 138H72V136H71ZM131 134V133H130ZM141 134V133H140ZM143 134V133H142ZM146 134V133H145ZM149 134V133H148ZM105 135H107V136H105ZM156 135H157V133H156ZM22 136V135H21ZM24 136V135H23ZM42 136H40V137H42ZM71 136V137H70ZM75 136H73L74 138H76ZM110 136H112V137H110ZM116 136V137H117ZM151 136V135H150ZM39 137V138H40ZM45 137H44V139H45ZM162 137V136H161ZM25 138V137H24ZM34 138V136H32V138L31 139H33ZM57 138V139H58ZM69 138H66V139H69ZM74 138H73V141H74V143L76 142L77 143V141H75L74 140ZM108 138V137H107ZM139 138V137H138ZM146 138V137H145ZM149 138V137H148ZM156 138V137H155ZM23 139V138H22ZM30 139V140H31ZM53 139V140H54ZM66 139H63V140H66ZM80 139H82V140H80ZM114 139V138H113ZM230 139H232V138H230ZM38 140V143L39 142H41L42 140H43V138H42V140L41 141H39V139H38V137L36 136V138H34V140H31V141H29V143L31 144H29V146L31 147V146H33L34 145V143L36 142ZM61 140H59L60 142H65V141H61ZM71 140V139H70ZM147 140V139H146ZM234 140V139H233ZM233 140H228V144H227V146L229 145V143H232V141ZM27 141V142H28ZM45 140H43L42 142H44ZM47 141V140H46ZM52 141V140H51ZM56 140H54L53 142H55ZM67 141V140H66ZM116 141V140H115ZM118 141V140H117ZM149 141V140H148ZM47 142H49V141H47ZM46 142V143H47ZM68 142V141H67ZM106 142H107V139H106ZM114 142V141H113ZM118 142V144H120ZM24 143H25V140H24ZM38 143L37 144H35V145H37L36 146V148L35 149H37L38 148ZM46 143H44V144H46ZM51 143V142H50ZM50 143H48V144H50ZM71 143H72V140H71ZM75 143V144H76ZM117 143V142H116ZM26 144V143H25ZM27 144V145H28ZM53 144V143H52ZM51 144V146L52 147H54V148H56V149H58V145H56V144H59V142H57L55 145L56 146H53ZM63 144V143H62ZM66 144V143H65ZM75 144H72V145H74L75 146V148H76V145ZM88 144V145H87ZM107 144V143H106ZM111 144H114L115 145V143H111ZM157 144V143H156ZM61 145V144H60ZM40 146H42V145H40L39 144V147ZM46 146H47V144H46ZM45 146V147H46ZM50 146V145H49ZM64 146V145H63ZM74 146H73V148H74ZM105 146H107V145H105ZM120 146V145H119ZM146 146V145H145ZM234 146V145H233ZM232 146V147H233ZM34 147V146H33ZM99 147L101 148V149H104L105 151L104 152H98V151H95V150H99ZM114 147V146H113ZM138 147V146H137ZM142 147V146H141ZM44 149V147H41V148H38V149H40V151H41V153H39V155H41V154H43V152H42V150L41 149ZM134 148V147H133ZM149 148V147H148ZM229 148V147H228ZM230 148H231V144H230ZM62 149H63V151H62ZM147 149V148H146ZM236 149V147H234L233 148V151ZM44 150H48V148L47 149H44ZM71 150H73L72 148H71ZM75 150H77V148L75 149ZM138 150H140V149H138ZM228 150V149H227ZM231 150L232 149H230V151H228V152H231ZM34 153V155L35 156H37V157H35V158H33V157H31L32 156V152ZM100 151V150H99ZM144 151V150H143ZM148 151V150H147ZM31 152V153H30ZM45 152V151H44ZM85 152H86V154H85ZM98 152V153H97ZM139 152V151H138ZM137 152V153H138ZM141 152V151H140ZM235 153H236V151H234ZM47 153V152H46ZM69 153V152H68ZM147 153V152H146ZM155 153H156V151H155ZM233 153V152H232ZM37 154H38V152H37ZM70 154H72V151L70 152ZM70 154H69V156H70ZM130 154H131V152H130ZM150 154V153H149ZM242 154V153H241ZM31 155V156H30ZM33 155V156H34ZM231 155V154H230ZM230 155H229V158H230ZM233 155H234V153H233ZM245 155V154H244ZM253 155V154H252ZM249 156V155H248ZM41 157V156H40ZM234 157V156H233ZM237 157H238V155H237ZM237 157L235 156L233 159H231V162H230V165H232L233 166V172H236V171H238L237 170V167L240 165L239 164V162H237ZM245 157V156H244ZM247 157V156H246ZM252 157H254V156H252ZM257 157V156H256ZM31 158V159H30ZM30 159V160H29ZM67 162H66V161ZM170 160V159H169ZM240 160V159H239ZM259 160V159H258ZM38 161V162H37ZM130 161H131V159H130ZM135 161V160H134ZM162 161H164V160H162ZM229 161V160H228ZM4 162L6 163V164H4ZM131 162H133V161H131ZM131 162H130V164H131ZM245 162V161H244ZM135 163H136V161H135ZM165 163V162H164ZM164 163H162V164H164ZM227 163V162H226ZM2 164H3V166H4V168L6 167V165H7V169L6 170H3L4 168H2ZM46 164H43V165H45L46 166ZM69 164V163H68ZM86 164V165H87ZM256 164V163H255ZM258 165V164H257ZM38 166V167H37ZM52 166H51V168H52ZM163 166H166L165 164L163 165ZM228 166V164L227 165H225V167H227ZM44 167V166H43ZM73 167H75L74 169H73ZM103 167V168H102ZM118 166H117V168L118 169H120ZM247 167V166H246ZM257 167V166H256ZM36 168H38V169H36ZM40 168V169H39ZM42 168V169H41ZM46 168V167H45ZM50 168V167H49ZM48 168V169H49ZM67 168H69V165H68V167ZM112 168H114V167H112ZM155 168V167H154ZM62 169V170H61ZM66 169V168H65ZM71 169V168H70ZM88 169L89 168H87V169H82V171L84 170L85 172H87L88 171ZM116 169V168H115ZM114 169V170H115ZM239 169V168H238ZM45 171H46V169H44ZM52 171H53V168L51 169ZM50 170V171H51ZM87 170V171H86ZM110 170V169H109ZM167 170V169H166ZM242 170V169H241ZM258 170H259V168H258ZM261 170V169H260ZM259 170V171H260ZM47 171H49V170H47ZM49 171V173H50V175L49 176H51V172ZM54 171L52 172V174L54 173ZM98 171V172H99ZM0 172V173H1ZM97 172V173H98ZM105 172H106V170H105ZM109 172V171H108ZM111 172V171H110ZM113 172H115V171H113ZM119 173H120V170L118 171ZM118 172L116 171L115 173H116V175L118 174ZM26 173H24L25 174V177H26ZM42 173V172H41ZM46 173V172H45ZM48 173V174H49ZM56 173V174H57ZM92 173V172H91ZM237 173V172H236ZM235 173V174H236ZM239 173V172H238ZM242 173V172H241ZM256 173V172H255ZM4 174V173H3ZM23 174V175H24ZM40 174V173H39ZM39 174L37 175V176H39ZM55 174V176H57ZM71 174H70V176L69 177H71ZM79 174L80 175H82L81 177L79 176ZM95 175H96V173H94ZM93 174V175H94ZM101 174H99L100 176H102L103 177V175H101ZM108 174L109 173H107L106 172V178H107V176H108ZM223 171H219V170H216L215 171V173H214V177L213 178H221L223 175ZM227 174V173H226ZM243 174V173H242ZM2 175V174H1ZM14 175V176H13ZM20 175V174H19ZM41 175V174H40ZM43 175H47V174H44V171H43ZM43 175H42V177H43ZM54 175V174H53ZM67 175V174H66ZM113 175V177H110L111 179H114V174H112L111 173V176ZM115 175V178L116 177H118V175L116 176ZM121 175V174H120ZM127 175V176H126ZM134 176H136L135 175V173L133 174ZM31 176H33V175H31ZM30 176V177H31ZM36 176V175H35ZM35 176H33V179L35 180ZM45 176L43 177V178H45ZM97 176H98V174L96 175V178H97ZM122 176V175H121ZM227 176H229V175H227ZM2 177H3V175H2ZM22 177V180L23 181H19V183L20 182H24V176H21ZM29 177V176H28ZM54 176H52V178H53ZM67 176H65V178H66ZM69 177H68V179L67 180H69ZM74 177V179L72 178V180H74L73 182H75V178ZM93 177V176H92ZM104 177V178H105ZM239 177V176H238ZM245 177V176H244ZM252 177V176H251ZM37 178V177H36ZM39 178H40V176H39ZM38 178V179H39ZM49 179V182L46 184L45 182L48 180V178H45V181H43L44 183H45V185H46V191L47 192H50L49 190V185H51V184H49V183H51L52 182V180L54 179ZM58 178V177H57ZM103 178V179H104ZM109 178V177H108ZM109 178V179H110ZM119 178H121L122 179V177H119ZM119 178H116V179H118L117 181H119L120 179ZM132 178V177H131ZM229 178V177H228ZM231 178V177H230ZM236 178H237V176H236ZM249 178V177H248ZM19 179H20V176H19ZM32 179V178H31ZM32 179V182H34V180ZM37 179V180H38ZM62 179V177L61 178H59L58 179V181H57V179H54V180H56V183L58 182L59 183V181ZM71 179V178H70ZM88 179V178H87ZM86 179V180H87ZM94 179H95V177H94ZM109 179L107 180V179H104V180H106L105 182H108L109 184H107V186L108 185H110L113 181L111 180L110 182H109ZM115 179V180H116ZM130 181L133 179H130V178H128ZM127 179V180H128ZM232 179V178H231ZM42 180V178H40V180L39 181H41ZM50 180H51V182H50ZM53 180V182H55ZM65 180V179H64ZM72 180H70L68 183H70ZM96 180V179H95ZM100 180H102V178L100 177ZM114 180V181H115ZM134 180H136L135 178H134ZM133 180V181H134ZM165 180H167L166 178H165ZM239 180H241V179H239ZM260 180V179H259ZM9 181L7 182V183H9ZM13 181V180H12ZM25 181H26V178H25ZM27 181H28V178H27ZM90 181H91V179H90ZM94 181V180H93ZM116 181V184L118 185L116 188H118L120 191L118 192V194H116V191L114 192L112 189H111V187L109 186V187H107L108 189L110 188L117 196H115L114 194V196H113V198L111 197V199H113V203L112 202H109V204L110 205H108L107 204V202H105V199H104V196H103V194H102V196L100 197V199H102L101 200V202H99L100 200H95V198H94V202H96V201H98V203H99V206L101 205V203H102V201H103V203L105 202L107 205L106 206H108V210H110L111 208L112 209H118V207H119V210L120 211H122V209H121V207H123L122 205L124 204V203H122V205H120L121 204V202L119 201L118 203H120V204H118V205H116V203L115 202H117L118 200H120L121 199V201L122 200H124V199H122V198H125L126 196H127V194H126V188L128 187V182L127 181H122V182H120V183H118ZM235 181V180H234ZM2 182H4V180L1 178V176H0V183H2ZM14 182V181H13ZM37 183H35L36 184V186H37V184L38 183H40V185L39 186H41L42 185V183L41 182H38V181H36ZM65 183H67L66 182V180L64 181ZM63 182V183H64ZM78 182V186H80V183ZM84 183H85V180L83 181ZM87 182V181H86ZM96 182V181H95ZM102 182H104L103 180H102ZM101 182V183H102ZM161 182H163V181H161ZM231 182V181H230ZM236 182V181H235ZM5 183V182H4ZM6 183V184H7ZM18 183V182H17ZM16 183V184H17ZM31 183V182H30ZM43 183V184H44ZM67 183V184H68ZM77 183V182H76ZM76 183H75V185H76ZM90 183V182H89ZM88 183V184H89ZM100 183V184H101ZM131 183H133V182H131ZM135 183V182H134ZM251 183V182H250ZM253 183V182H252ZM255 183V182H254ZM11 184V183H10ZM22 184V183H21ZM21 184H19V185H21ZM26 184H28L27 182H26ZM33 184V183H32ZM35 184L33 185V188L35 187ZM52 184H54V183H52ZM72 184V183H71ZM74 184V183H73ZM115 184V185H116ZM138 184V183H137ZM136 183L134 184V187H136V185H137ZM264 184V183H263ZM25 185V184H24ZM31 184H29L28 186L29 187H31L30 186ZM48 185V186H47ZM57 185V186H56ZM59 185H61V182H60V184ZM63 185V184H62ZM61 185V186H62ZM68 185H70V184H68ZM86 185V184H85ZM98 185H99V181H98ZM102 186H99V187H103V190L104 189H106V183L105 184H101ZM103 185H105V188H104V186ZM114 185V186H115ZM131 185V184H130ZM235 186L234 187H236V184H234ZM258 185V184H257ZM262 185V183L260 184V186ZM7 186V185H6ZM26 186V185H25ZM43 186V185H42ZM74 186V185H73ZM77 186V188H79V189H77L78 191L77 192H79V190L80 189H82V188H80V187H78ZM238 186V185H237ZM259 186V187H260ZM9 187V186H8ZM7 187V188H8ZM12 187H14V186H12ZM19 187V189H20V187L21 186H18ZM27 187V186H26ZM48 187V188H47ZM52 187V185L50 186V188ZM53 187H54V185H53ZM52 187V188H53ZM55 187H56V190H59L60 189V187H58V184H55ZM54 187V188H55ZM65 187V186H64ZM83 187V186H82ZM85 187V186H84ZM92 186L90 185V187H89V185H88V189L89 188H91ZM97 187V186H96ZM98 187V189H100ZM172 187H174V185H173V182H170L169 183V185H168V187H167V191L165 192V191H163V189H155V194H154V192H153V194H154V196L152 197V199H153V201H154V199H156V201L158 202V203H156V206H157V204H158V207L160 206V205H163V206H168L169 204H168V201L170 200L171 201V196H168L167 194L168 193H171V192H173L172 191ZM250 187H252V186H250ZM5 188V187H4ZM11 188V187H10ZM38 188V187H37ZM44 188V187H43ZM43 188L42 189H40V188H38L36 191L37 192H44L45 193V191H43ZM57 188H59V189H57ZM68 188H70V187H67V188H63V187H61V189L59 190V191H61L60 193L62 194V192H63V194L65 195V196H61V194H58V192H56V190L55 189H53V190H55V192L58 194V196L60 195L61 197H59L61 200V203L63 202V200L65 199V204H66V206H68V207H65V212H67L68 214H66V215H64L65 213L63 212L64 210H63V207H62V209L61 210H63L62 212L64 213V214H62L61 215V217L59 218V221L57 222V225H56V223L54 224V225H56V226H60V227H62L61 228V230L63 229V231H64V229L65 230H68L71 234H70V236H67V235H69L68 233H67V235L66 234H64V235H66V237H70V239L71 240H68V239H66V240H68V245H67V249H65V250H68L67 251V254H66V256L64 257V254H65V252L66 251H64V254H62L61 255V252H60V255L62 256V257H64V259H62L61 261H57V263H59V264H75V261L77 260V258H74V257H78L79 259H80V256H82L83 254H82V252L83 251H81V249H80V247H82V244L80 243V246H79V244H78V242H81V241H79L80 239L79 238H81L80 236H82L84 233H82L81 234V229H82V227H83V229L82 230H84V228H86L87 226L88 227H90V224H93V222L92 223H89V221H91V218L93 217V218H95V216L96 215H98V214H100V212L103 210V208L101 207V208H99V209H101V211H97L98 213L96 214V212L94 213V215L95 216H92V214H91V212H90V220L89 219H87V220H89L88 222H86V220H85V216H84V214H83V209L86 207V206H84V208H83V206H82V203L84 204V202H82L84 199H83V196L82 195H85V192H84V194H82L83 193V191L81 192V193H77L76 191H74L76 194H78L76 197H74V195H76V194H73V196L71 195H69V192L68 191H70ZM73 187H71V189H72ZM87 188V187H86ZM86 188L84 189V190H86ZM113 188V187H112ZM130 187H128V189H129ZM138 188V185H137V187L135 188V189H137ZM262 188V187H261ZM1 189V188H0ZM23 189H24V187H23ZM26 189V188H25ZM76 188H74V190H75ZM97 189V190H98ZM114 189H115V187H114ZM118 189H116L117 191H118ZM127 189V190H128ZM174 189H175V187H174ZM233 189V188H232ZM260 189V188H259ZM4 190V189H3ZM7 190V189H6ZM11 190H15V189H11ZM33 192H35L34 191V189H31ZM30 190V191H31ZM41 190V191H40ZM52 190V191H53ZM68 190V191H67ZM103 190H102V192H103ZM126 192H125V191ZM170 190H171V192H170ZM238 190V189H237ZM240 190V189H239ZM8 191H10V190H8ZM20 191H22V189L20 190ZM26 191V190H25ZM27 191L29 192V189L27 188ZM32 191L31 192H29L30 193V196L31 197H29L28 198V200L29 199H31V198H33L35 201H36V199L37 198H39V196H40V194H42V193H40V194H38L37 192H35V193H37L38 194V197L36 198V194L34 195V197H32ZM52 191H51V193H52ZM73 191V190H72ZM88 191V190H87ZM100 191V190H99ZM123 191L125 192V197H124V193H123ZM136 191V190H135ZM153 191V190H152ZM243 191V190H242ZM1 192H3L2 190H1ZM6 192V191H5ZM12 192V191H11ZM11 192H8V195H10L9 193H11ZM14 192V191H13ZM89 192V191H88ZM87 192V193H88ZM107 192V191H106ZM112 192V193H113ZM129 192V191H128ZM250 192V191H249ZM259 192V191H258ZM16 193H18L19 194V192H16ZM23 193V192H22ZM25 193V192H24ZM23 193V194H24ZM43 193V194H44ZM49 194L48 196H50V198L52 199V194H56V193H52V194ZM87 193H86V197H85V199H87L88 200V202H90V198L88 197V195H87ZM90 193V192H89ZM105 193V192H104ZM245 193V192H244ZM3 193H1V195H2ZM6 194V193H5ZM4 194V196H7V194L5 195ZM13 194H15V193H12V195H10V196H7L5 199H3V201H2V212H0V226H1V228L0 229H4L5 227H8V229H9V224L8 223H10V219H11V217H10V215H8L9 214V212L10 213H13V212H11V211H13L14 210V212H15V209H17V207L18 206H20L19 204H21L22 203V200H23V198L22 199H20L19 197H17V194L16 195H14L13 196ZM23 194H22V196H23ZM27 194V193H26ZM25 194V195H26ZM43 194L41 195V196H43ZM48 194V193H47ZM56 194V195H57ZM71 194V193H70ZM90 194H92V193H90ZM89 194V195H90ZM97 194V193H96ZM110 194H111V192H110ZM110 194H107L108 196L110 195ZM136 194L138 195V192H136ZM250 194V193H249ZM248 194V195H249ZM259 194V193H258ZM20 195V194H19ZM18 195V196H19ZM56 195H54L55 197H56ZM99 195V194H98ZM97 195V196H98ZM106 195V194H105ZM136 195V196H137ZM151 195H152V193H151ZM21 196V195H20ZM27 196H28V194H27ZM26 196V197H27ZM58 196L56 197V199L55 200H57V198H58ZM94 196H95V194H94ZM136 196H135V198H136ZM252 196V195H251ZM258 196V195H257ZM63 197V198H62ZM96 197V196H95ZM103 197V198H102ZM105 197H107V196H105ZM129 197V196H128ZM149 197V196H148ZM1 198V197H0ZM36 198V199H35ZM43 198H47V195L45 194V197H43ZM91 198H93V195H92V197ZM107 198H109V197H107ZM127 198V197H126ZM130 198V197H129ZM150 199H151V197H149ZM149 198H147V200H145L146 202L147 201H149L148 199ZM246 198V197H245ZM253 198V197H252ZM41 200L39 201V203L38 204H40V202H42V198H40ZM48 200H46V201H49L50 202V200H49V198H47ZM63 199V200H62ZM96 199H97V197H96ZM104 199V200H103ZM110 199V198H109ZM132 199V198H131ZM141 200H143L144 198H140ZM169 199V200H168ZM192 199V198H191ZM25 201H26V199H24ZM55 200H53V202L55 201ZM107 200V199H106ZM136 200H138L137 198H136ZM141 200H138V201H140L141 202ZM25 201H24V203H25ZM52 201V200H51ZM59 201V200H58ZM58 201H55L56 203L58 202ZM59 201V202H60ZM84 201H86V200H84ZM109 201H111V200H109ZM131 201V200H130ZM135 201V200H134ZM132 202L133 204H131V206L130 207H132V205H134V203H137V201L136 202ZM145 201H142L143 203L145 202ZM191 201V200H190ZM200 201V200H199ZM92 202V201H91ZM91 202L90 203H86L87 205H89V207H91L90 206V204H91ZM142 202H141V204H142ZM145 202V204H148V203H146ZM150 202V201H149ZM201 203H202V201H200ZM24 203H22V206H23V204ZM32 203L34 204V202L31 200L30 201V203L29 204H31L32 205ZM36 203V202H35ZM44 203H45V201H44ZM44 203H42L43 204V206L45 205ZM47 203V202H46ZM103 203H102V205L101 206H103ZM104 203V204H105ZM111 203H112V205H111ZM114 203H115V205H114ZM152 203V202H151ZM183 203L185 204V202L183 201ZM187 203V202H186ZM26 204V206H28L29 204H28V201H27V203H25ZM28 204V205H27ZM54 204V203H53ZM58 204L59 203H57V205L55 206L56 207V209H57V207H59L58 206ZM95 204H97V202L95 203ZM138 204V203H137ZM137 204H135V205H137ZM140 204V203H139ZM138 204V205H139ZM140 204V205H141ZM55 205V204H54ZM53 205V206H54ZM62 205V204H61ZM128 205V204H127ZM126 205V206H127ZM149 205H150V203H149ZM148 205V206H149ZM183 205V204H182ZM0 206V207H1ZM25 206V205H24ZM34 206H36V205H34ZM33 206V207H34ZM42 206V207H43ZM49 206V205H48ZM48 206H47V204H46V210H45V212L46 213H43L44 215H47V210H48ZM52 206V205H51ZM52 206V207H53ZM65 206V205H64ZM93 206H95L94 207V209L95 210H97L96 209V205H94L93 203H92V208H93ZM98 206V207H99ZM106 206H105V208H106ZM114 206V207H113ZM115 206H116V208H115ZM118 206V207H117ZM121 206V207H120ZM125 205H124V207H126ZM129 206V205H128ZM142 206H144V205H142ZM147 206V205H146ZM155 206V205H154ZM155 206V207H156ZM163 206L161 207L162 208V210H164L163 209ZM29 207H31V206H29ZM29 207H27V208H29ZM37 207H38V205H37ZM35 208V209H39V208ZM50 207V206H49ZM97 207V208H98ZM137 207H139V206H137ZM154 207V208H155ZM157 207V208H158ZM193 207V206H192ZM41 208V207H40ZM54 208V207H53ZM83 208V209H82ZM127 208V207H126ZM135 208H136V206H135ZM143 207H141V210L142 211H145L146 210V208L145 209H142ZM165 208V207H164ZM183 208H184V205H183ZM22 209V208H21ZM24 209V208H23ZM32 209H34V208H29V209H27L26 211H25V213L26 212H28V210H31L30 212L31 213H33L34 211L32 210ZM34 209V210H35ZM43 209V208H42ZM66 209L68 210V211H66ZM87 209H89L88 207H87ZM87 209H84V211L85 210H87ZM156 209V208H155ZM154 209V210H155ZM192 209V208H191ZM11 210V211H10ZM52 210V209H51ZM55 210V209H54ZM61 210L59 211V208H58V210H56L57 212L59 211L60 213H61ZM90 210V209H89ZM89 210H88V213H89ZM107 210V209H106ZM128 210H129V213H131L132 214V212L130 211V209L128 208ZM131 210H133V209H131ZM135 210H139V208H137V209H135ZM134 210V211H135ZM190 210V209H189ZM1 211V210H0ZM19 211H20V209H19ZM19 211H17L18 212V214H19ZM23 211L24 210H22V214H23ZM41 212L40 211V209L39 210H37V214H36V211H35V214H36V216H40V215H38V213L39 212ZM43 211V210H42ZM120 211H116L117 213L118 212H120ZM150 211V210H149ZM159 211V210H158ZM160 211H161V209H160ZM21 212V211H20ZM44 212V211H43ZM51 212V211H50ZM49 211H48V213H50ZM55 212V211H54ZM57 212H55V213H57ZM58 212V213H59ZM92 212H94V211H92ZM105 211H103V213H104ZM107 212V211H106ZM105 212V213H106ZM115 212V213H116ZM127 212V211H126ZM126 212H123L122 211V213H124L125 215H126ZM138 214L141 212H139V211H136ZM146 212H148V211H146ZM155 212H157V211H155ZM154 211H153V213H155ZM8 213V214H7ZM42 213V212H41ZM40 213V214H41ZM59 213V214H60ZM102 213V214H103ZM111 213H112V211H111ZM116 213V214H117ZM152 213V214H153ZM158 213V212H157ZM5 214L7 215V216H9L10 217V219H9V221L7 220V218H6V220L7 221H5V218L4 217H6L5 216ZM17 214V213H16ZM16 214L14 213V214H12L11 216H13L14 217V215L16 216ZM22 214L21 215H19L18 217L19 218H21L20 216H22ZM30 213H28V215H29ZM87 214V213H86ZM102 214H100V216L102 217ZM109 214V213H108ZM114 214V213H113ZM116 214H114V215H116ZM121 214V213H120ZM131 214H128V217H129V215H131ZM135 213H133L132 214V216L134 215ZM142 214V213H141ZM141 214H139V218L141 217ZM24 216H25V214H23ZM32 214H30V216H31ZM33 215H34V213H33ZM32 215V216H33ZM44 215H43V217H44ZM50 215H53V214H50ZM75 215V216H74ZM123 215V214H122ZM122 215H119V217L121 216V218L123 219H125V216L124 217H122ZM136 215V214H135ZM143 215H144V213H143ZM142 215V216H143ZM146 215L148 216V217H150V215H148L147 213H146ZM157 215V214H156ZM31 216V217H32ZM36 216L35 217H30L31 219H33V220H35L34 218H36ZM84 216V217H83ZM88 215H86V217H87ZM100 216L98 217V218H100ZM107 216V213L105 214V217ZM27 217V222L28 221H31V220H29V218H28V216H25V218ZM51 217V216H50ZM49 217V218H50ZM57 217H59V216H57ZM110 217V216H109ZM108 217V218H109ZM112 217V216H111ZM117 217H118V214H117ZM118 217V218H119ZM131 217V216H130ZM137 217V216H136ZM154 217V219L156 218L155 216H154V214L152 215V218ZM16 219H18L17 218V216L15 217ZM14 218V219H15ZM39 218V217H38ZM46 217H44V218H42V220L43 219H45ZM52 218V217H51ZM50 218V219H51ZM55 217H53V219H54ZM88 218V217H87ZM97 216H96V221H97ZM103 218V217H102ZM115 218V220H117L116 219V217H114ZM126 218H127V216H126ZM135 218V217H134ZM138 218V219H139ZM152 218H150V219H148V220H151ZM4 219V220H3ZM14 219H12L11 221H13ZM15 219V220H16ZM37 219V218H36ZM58 219V218H57ZM105 219V218H104ZM123 219V220H124ZM129 219V218H128ZM131 219L133 220V218L131 217ZM129 220V221H131L132 222V220ZM158 219V218H157ZM22 220V221H21ZM20 220V222L19 223H22L24 220H26V219H24L23 220V217H22V219ZM39 220V219H38ZM46 220H48V219H46ZM95 220V219H94ZM100 220H102L103 221V219H99V221ZM113 220V219H112ZM143 220V219H142ZM19 221V220H18ZM35 221H37V220H35ZM45 220H43V222H44ZM49 221V220H48ZM52 221L53 220H51L50 222H46V228L45 229H47L46 231H45V229H43L44 228V226H43V228H42V230H43V234H42V232L39 234L38 232H36V229H38V225H40L41 223H42V221L40 220V222H35V224H34V226L35 225H37V228L35 229V231L34 230H32V228L31 227H34V226H32V224H33V222L34 221H32V223L30 222V224H31V227H30V225H29V227H30V230H28V232H26V231H21V229L19 230V229H17V226H19V224H18V222L16 221H13L14 223H16V224H13V225H15V226H11L12 227V229L14 228V227H16V232L18 233V230L19 231H21L22 233H24V232H26L25 234H26V238H29L28 240H30L29 242H30V245H29V247H31L32 248V250L33 251H37L38 250V252L37 253H40L42 250V247L44 248V245L42 246V244H45V243H47V244H45V245H47V246H49V251H48V247H47V249H45V250H47L48 252H51V250H50V246L52 245V243L53 242H50V245H48L49 244V242L48 241H50V239H51V237H53V235H54V233H53V235H52V230H50V232H51V237L49 236L47 239H49V240H46V236H47V234H49L50 232H49V229L52 227ZM95 221V225L97 226V222ZM99 221H98V223H99ZM102 221H100V223L102 222ZM107 221V220H106ZM109 221V220H108ZM126 221H127V219H126ZM128 221V222H129ZM137 221H140V220H133V222L130 224V226L129 225H126V228L129 226L130 228H135V231L136 232H134V229H132V231L133 232H130V234L131 233H133V234H135L134 236V238H135V240H132L131 241V238H130V240L129 241H127V239H129V234H128V238L126 239V235H125V240L124 239H117V237L119 238V235L117 236V235H115V237H116V239L117 240H115L114 238V240L115 241H112V240H110V241H108V239H106V240H104L103 238L104 237H102V239H100L101 238V234L102 233H96L97 234V237H96V239H100L99 240V242H97V243H99V244H97L98 246H94V244H93V246H94V248L95 247H98L99 248V251H98V249H96L100 254H102V257H105V259H104V261H108V263L109 264H127L126 262H124L123 260H122V258L120 257V254H122V253H124V254H127V253H130V252H132V250H136V249H138V244L136 243V240H139L140 238H144V237H146L147 236V234H150V230L148 231V230H146L145 229V227L148 225L147 223H148V221L146 222V226H142V228L143 229H141L140 227H139V223H141L142 221H140V222H137ZM144 221V220H143ZM156 221H159V219L158 220H156ZM53 222H55V219H54V221ZM80 222H82V224L80 223ZM105 222V221H104ZM103 222V223H104ZM118 222V221H117ZM119 222H121V221H119ZM124 222V221H123ZM144 222V223H145ZM160 222V221H159ZM158 222V223H159ZM40 223V224H39ZM102 223V224H103ZM109 223V222H108ZM113 223V222H112ZM126 222H124V224H125ZM151 222H149V225H151L150 224ZM155 223V220L153 221V224ZM22 224H24V225H27V224H25V223H22ZM20 225V226H22L21 228H23V230H24V226L23 225ZM29 224V223H28ZM76 224H78L79 225V229H77V228H74L73 226L75 225V226H77ZM105 224V223H104ZM115 224H116V221H115ZM129 224V223H128ZM143 224V223H142ZM141 224V225H142ZM94 225V224H93ZM113 225V224H112ZM121 225V224H120ZM158 225V224H157ZM156 225V226H157ZM173 225L174 224H172V226L171 227H173ZM55 226V227H56ZM99 226V225H98ZM103 225H101L100 227H102ZM119 224L117 225V227H116V225L114 226L115 228H121V226H119ZM152 226V225H151ZM151 226H149L150 228H151ZM154 226H155V224H154ZM160 226V225H159ZM10 227V228H11ZM27 227V226H26ZM93 228H94V226H92ZM100 227H95L96 229L98 228H100ZM123 227H125V225L123 226ZM148 227V226H147ZM148 227V228H149ZM81 228V229H80ZM91 228V227H90ZM103 228H104V226H103ZM102 228V229H103ZM149 228V229H150ZM155 228V227H154ZM176 228V227H175ZM174 228V229H175ZM8 229H5V231L6 230H8ZM28 229V228H27ZM58 229H60V228H58ZM92 229V228H91ZM96 229H95V231H96ZM107 229H109V227L107 228ZM110 229H112V228H110ZM118 229V230H119ZM127 229H129V228H127ZM137 229V230H136ZM153 229V228H152ZM11 229H9V231H10ZM72 232H71V231ZM93 230V229H92ZM91 230V232H92V234H94L93 233V231ZM125 231H126V229H124ZM129 230H131V229H129ZM156 230V232H157V228L155 229ZM160 230V229H159ZM173 230V229H172ZM172 230H170V231H172ZM1 231V230H0ZM4 231V232H5ZM8 231V232H9ZM12 231L13 230H11L10 232V234H7L6 232V234H7V236L8 235H10V236H12L11 234H13V235H16L17 233H12ZM33 231H34V233H33ZM48 231V233L46 234V233H44V232H47ZM67 231V232H68ZM86 232L88 231L87 229L85 230ZM101 231H103V230H101ZM105 231H108V230H104L103 231V233L105 232ZM147 231L149 232V233H147ZM176 231V230H175ZM14 232H15V230H14ZM21 232H20V234L19 235H21V236H23L22 234H21ZM36 232V233H35ZM53 232H55V231H53ZM57 233H55L56 234V236H57V234L59 233V232H61V231H56ZM65 232V231H64ZM90 232V231H89ZM97 232H99V231H97ZM109 232V231H108ZM107 232V233H108ZM112 232V231H111ZM111 232H109L110 233V238H112L111 237ZM119 232V231H118ZM123 232V231H122ZM173 232V231H172ZM171 232V234L169 235L168 233H166V234H168V237H166L167 238V242L168 243H171V242H173L176 238H175V234L176 233H172ZM1 233V232H0ZM5 233H3V231H2V233L0 234L1 236H3L4 237V239L6 238L7 239V237L5 236L6 234ZM62 233V232H61ZM66 233V232H65ZM106 233V232H105ZM105 234V235H108L109 236V233L108 234ZM113 233H114V230H113ZM152 233H153V231H152ZM158 233V232H157ZM164 233V232H163ZM3 234H5V235H3ZM44 234H46L45 236H44ZM87 234V233H86ZM85 234V235H86ZM125 234V233H124ZM145 234H146V236H145ZM160 234H162L161 232H160ZM159 234V235H160ZM165 234V233H164ZM61 235V234H60ZM60 235L58 236V237H60ZM63 235V236H64ZM103 235V234H102ZM104 235V236H105ZM158 235V236H159ZM45 237V239H44V237ZM55 236V237H56ZM88 236H89V234H88ZM113 236H114V234H113ZM144 236V237H143ZM13 237V236H12ZM15 237H17V242H18V237H20V236H15ZM65 237V236H64ZM65 237V238H66ZM83 238H84V236H82ZM90 237H93L92 235H90ZM121 237H123L124 238V236H123V233H122V236ZM150 237H151V235H150ZM154 237V236H153ZM153 237H151V238H153ZM161 237V236H160ZM159 237V238H160ZM164 237V236H163ZM1 238V237H0ZM11 239L13 242L12 243H15L16 242V240H15V242H14V240L11 238V237H8V239ZM42 238L44 239V242L45 243H42L41 244V242L43 241L42 240ZM62 237H60V239H61ZM65 238H62V239H65ZM89 238V237H88ZM94 238H95V234H94ZM105 238H106V236H105ZM133 238V237H132ZM148 238V237H147ZM147 238L145 239L144 238V242L147 240ZM158 238V237H157ZM6 239H5V241H6ZM15 239V238H14ZM21 239L23 240V237L21 238L20 237V240L19 241H21ZM53 239V238H52ZM79 239V240H78ZM82 239V238H81ZM85 239V238H84ZM84 239H82V240H84ZM87 239V238H86ZM85 239V240H86ZM90 239V238H89ZM89 239H87V242L89 241ZM141 239V240H142ZM182 239V238H181ZM1 241H3L2 240V238L0 239ZM10 240V241H11ZM25 240V239H24ZM24 240H23V242L22 243H25L24 242ZM42 240V241H41ZM54 240V242H56V243H54V244H56V246H57V243L60 241V240H58L57 239V241H55V238L53 239ZM75 240V241H74ZM78 240V241H77ZM84 240V241H85ZM121 240V241H120ZM152 240V239H151ZM154 240V239H153ZM180 240V239H179ZM183 240H184V238H183ZM41 241V242H40ZM63 243H64V241L63 240H61ZM83 241V242H84ZM91 241L92 240H90V242H89V244L91 243ZM93 241H96V240H93ZM155 241L156 240H154V243H155ZM159 241V240H158ZM177 241H178V238H177ZM185 241V240H184ZM183 241V243H182V241L180 240V241H178V243H180L181 242V244H183V246H184V244L186 245V242H187V240H186V242H184ZM190 241V240H189ZM4 242V241H3ZM2 242V244L4 245V243H6L7 242V245L8 246H10L11 247V243H9L8 241H6V242H4L3 243ZM40 242V243H39ZM138 242V241H137ZM147 242V241H146ZM148 242H153V241H149V238H148ZM165 242V241H164ZM166 242V243H167ZM174 242H176V241H174ZM173 242V244H178V243H174ZM1 243V242H0ZM19 243V242H18ZM85 243V246H83L84 247V249H87V250H90L91 249V247H90V249L87 247V248H85L86 246H87V244H86V241L84 242ZM93 243V242H92ZM95 243V242H94ZM153 243V244H154ZM163 243V242H162ZM165 243V244H166ZM190 243H193V240H192V242H190ZM196 243V242H195ZM15 244H17V243H15ZM19 244H21V243H19ZM18 244V245H19ZM27 243H25L24 245H25V247H27V245H26ZM38 244H41V245H38ZM139 244H141V242H139ZM148 244H150V243H148ZM164 244V243H163ZM163 244H161V245H163ZM194 244V243H193ZM192 244V245H193ZM6 245V246H7ZM18 245H16V248L18 249L19 247H17ZM58 245H60V246H63V244H61V242L58 244ZM92 245V244H91ZM156 245V244H155ZM155 245H153L152 247H154ZM160 245V246H161ZM172 245V244H171ZM171 245H169V246H171ZM180 245V244H179ZM179 245H177L176 246V249H178V246ZM189 245V244H188ZM38 246H40V248L38 247ZM55 246V247H56ZM144 246H147L146 245V243H145V245ZM158 246H159V244H158ZM168 246V245H167ZM190 246H191V244H190ZM2 247V246H1ZM13 247H15V246H12V249H8L9 251H11L12 252V250H14L13 249ZM24 247V246H23ZM28 247V248H29ZM52 247H54L53 245L51 246V248ZM55 247H54V250H55ZM58 247V246H57ZM65 247H66V245H65ZM140 247H143V246H140ZM148 247V246H147ZM146 247V248H147ZM166 247V246H165ZM187 249H188V247L187 246H185ZM9 248V247H8ZM27 248V250H29ZM37 248H39V249H37ZM94 248H93V251H94ZM144 248V247H143ZM150 248V247H149ZM155 248V247H154ZM153 248V249H154ZM167 248H169V247H167ZM172 248H174V250H176L175 249V247H174V245H173V247ZM180 248V247H179ZM2 249V248H1ZM5 249V246H4V248H3V250ZM16 249V250H17ZM23 249V248H22ZM26 249V248H25ZM25 249H23V252L25 251ZM36 249V250H35ZM61 249V248H60ZM84 249H82V250H84ZM140 249V248H139ZM138 249V250H139ZM162 249V248H161ZM184 249V248H183ZM190 249V248H189ZM3 250H1V251H3ZM7 250V249H6ZM7 250V251H8ZM16 250H15V253H13L12 255L13 256H11L10 257V259H12L14 256H17V254H16ZM41 250V251H40ZM44 250V251H45ZM52 250H53V248H52ZM62 250H64V249H62ZM95 250V251H96ZM146 250V249H145ZM145 250H144V252H145ZM147 250H149L148 248H147ZM147 250H146V252L144 253L143 251V254H145V255H147L146 253H147ZM151 250V249H150ZM164 250H165V248H164ZM166 250H168V249H166ZM33 251H31L30 253H33ZM47 251H45V253L47 252ZM61 251V250H60ZM86 251V250H85ZM84 251V252H85ZM96 251V252H97ZM101 251V252H100ZM155 251H157V250H155ZM183 251V250H182ZM14 252V251H13ZM18 252H21L20 250H18L17 251V253ZM28 251H26V253H27ZM47 252V253H48ZM63 252V251H62ZM88 252V251H87ZM127 252V253H126ZM136 252V251H135ZM141 252V251H140ZM173 252H175V251H172V253ZM176 252H178V251H176ZM175 252V253H176ZM179 252H181V251H179ZM178 252V253H179ZM192 252H194V251H192ZM191 251H190V254L192 253ZM10 252H8V254H9ZM29 253V252H28ZM28 253L25 255V254H23V253H21V255L23 254V256H28ZM36 253V254H37ZM43 253V252H42ZM42 253H40L39 255L41 256V254ZM44 253V254H45ZM95 253V252H94ZM99 253H97V254H99ZM139 253V252H138ZM154 253V252H153ZM156 253V252H155ZM166 253V252H165ZM165 253L164 252H158V253H156L155 255H154V257H150L152 260V262H150V260H149V255H148V259L147 260H149V262L150 263H152V264H160V262L162 261H164V260H162V259H160L161 257H163V255H165ZM172 253H170L169 251H168V254H167V256L168 255H170L169 257H170V259H171V254ZM189 253V252H188ZM194 253H196V252H194ZM7 254V255H8ZM44 254H42L43 256H44ZM49 254V253H48ZM54 254V253H53ZM53 254H52V258L51 259H53ZM88 254H91V252L90 253H88ZM93 254V253H92ZM133 254V253H132ZM132 254H131V257H132ZM140 254V253H139ZM149 254H151V253H149ZM2 255H3V252H2ZM32 255V254H31ZM31 255H29V257H31ZM35 255V254H34ZM46 255V254H45ZM50 255H51V253H50ZM59 255V256H60ZM94 255V254H93ZM134 255V254H133ZM145 255L143 256L144 257V259H145ZM152 255V254H151ZM182 255V254H181ZM193 255V254H192ZM192 255L190 256V257H192ZM195 255H197V254H195ZM203 255L204 254H202V255H200V258H201V256L203 257ZM10 256V255H9ZM20 256V255H19ZM19 256H18V260H19V263H21L20 262V259L22 260V258H23V256H21L20 258H19ZM33 256V255H32ZM36 256V255H35ZM42 256V257H43ZM49 256V255H48ZM59 256H58V258H59ZM88 256V255H87ZM86 256V258H87V260H92V259H94V258H92V259H90L89 257H87ZM97 256V255H96ZM100 255H98L97 257H99ZM174 256V255H173ZM172 256V257H173ZM176 257L178 256V254L177 255H175ZM180 256V255H179ZM184 256V255H183ZM206 257H207V255H205ZM204 256V257H205ZM3 257H5V256H3ZM46 257V256H45ZM44 257V258H45ZM50 257V256H49ZM71 257L72 258H74V259H72L71 260ZM91 257H93V256H91ZM141 257V256H140ZM140 257H139V259H140ZM143 257H141L142 259H143ZM166 257V256H165ZM1 258V257H0ZM7 258H8V260H7ZM6 258V261L7 262H9V263H11L10 262V260H9V257H7ZM32 258H34V257H32ZM31 258V259H32ZM37 258H41V257H38V254H37V256H36V259ZM44 258H42V259H44ZM48 258V257H47ZM47 258H45L46 260L44 261L45 262V264L47 263ZM82 259H81V264H86L85 263V258L84 257H81ZM89 258V259H88ZM167 259H168V257H166ZM175 258V257H174ZM174 258H172V259H174ZM181 257H179V260H181L180 259ZM185 258V257H184ZM197 258H198V256H197ZM196 258V259H197ZM3 259V258H2ZM16 259V261L18 262V260ZM24 259H25V257H24ZM30 258H28L27 257V261H30L29 260ZM39 259L37 260V262L39 263ZM41 259V260H42ZM50 259V260H51ZM76 259V260H75ZM78 259V260H79ZM97 259H99V261L100 260H102L103 261V258L101 259V256L99 257V258H97ZM139 259H138V257H135L134 258V261H136L135 263H133V264H141V263H146V262H144V260L142 261V262H139ZM166 259V260H167ZM172 259L170 260V261H172ZM175 259H178V257L177 258H175ZM174 259V260H175ZM192 259V258H191ZM202 259V258H201ZM204 259V258H203ZM203 259H202V261H203ZM209 259V258H208ZM34 260H35V258H34ZM56 260V256H55V258L50 262L49 261V259H48V263H52L53 261H55ZM77 260V263L78 264H80V260L78 261ZM178 260V261H179ZM183 260V259H182ZM185 260V259H184ZM183 260V261H184ZM187 260V259H186ZM199 259H197V261H198ZM205 260V259H204ZM23 261V260H22ZM32 262H34L33 261V259L31 260ZM30 261V263H32ZM40 262L41 264L42 263H44V262ZM95 261V260H94ZM93 261V262H94ZM101 261V262H102ZM190 261H194V259H192V260H190ZM206 261H209V260H206ZM26 264H28L27 262H26V259H25V261H24ZM36 262V261H35ZM148 261H147V263H149ZM167 262H169L168 260H167ZM181 262V261H180ZM187 262V261H186ZM185 261L184 262H181L182 264L183 263H186ZM9 263H6V264H9ZM23 263V262H22ZM21 263V264H22ZM47 263V264H48ZM76 263V264H77ZM88 263H89V261H88ZM87 263V264H88ZM91 263V262H90ZM96 264H97V262H95ZM106 263V262H105ZM104 263V264H105ZM171 263V262H170ZM169 263V264H170ZM175 263V262H174ZM173 263V264H174ZM176 263H177V261H176ZM180 263V264H181ZM192 263V262H191ZM195 263V262H194ZM203 263V262H202ZM207 263V262H206ZM205 263V264H206ZM0 264H4V263H0ZM13 264V263H12ZM14 264H16V262L14 263ZM18 264V263H17ZM24 264V263H23ZM35 264V263H34ZM53 264V263H52ZM92 264V263H91ZM99 264H101V263H99ZM107 264V263H106ZM167 264V263H166ZM172 264V263H171ZM178 264V263H177ZM187 264H189V262H187ZM198 264V263H197ZM199 264H201V263H199ZM208 264H209V262H208Z\"/></svg>","mask_w":264,"mask_h":264}]
</instances>
